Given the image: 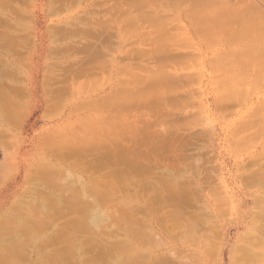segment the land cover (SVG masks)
Listing matches in <instances>:
<instances>
[{"label": "rangeland", "instance_id": "obj_1", "mask_svg": "<svg viewBox=\"0 0 264 264\" xmlns=\"http://www.w3.org/2000/svg\"><path fill=\"white\" fill-rule=\"evenodd\" d=\"M52 1H54V0H17V1L16 0H12V1L8 2L7 6L0 5V6H2V8L0 7L2 9V10L0 9L2 11V12L0 11V16H1L0 24L2 23V21L5 23V25H3L4 23L0 25L1 26L0 27V41H1L0 42V44H1L0 48L2 47L0 49V58L5 60L4 61L5 64L2 61H0L2 63V64L0 63V65H2L0 67V71H1L0 72V81H1L0 83L2 85V86L0 85V96L2 95L3 92H7V94L5 93L6 95L3 94L1 96L2 98L0 97V106H1V108H0V111H1V114H0V133H1L0 134V141H1L0 142V216L3 219H5V220H2V218L0 217L1 220L4 221V223L1 221V223H3V225L0 223L2 225L1 227H3V226L4 227L3 228L0 227V228L5 231L4 234H3V231H1L2 236L0 235V248L1 249H3L4 247L7 248L6 245L9 246L13 242L14 243H18V242H16L14 240L13 236L12 237L10 236V238H12V239L9 238V231H11L12 229L8 231V230H6V228L7 229H10L11 227L13 228L14 227L13 224L14 225L16 224L15 227H14V230H15L16 227L19 228L21 225L22 226L25 225L27 223V220H26L27 216L26 215H27V212H28L27 211L28 208H31V209H29V211L31 210L29 212V214L32 216L33 215L32 213L35 211V207L38 206L37 204H34L36 206H33L32 203H35V200L36 201H40V198H41L40 196L41 195L38 196V194H40V192H38V194H33V196L31 195L32 193H35V192H32L31 188H33L35 186L38 187V185H39V187L42 186L36 180V176L37 175L43 176L52 167H54V169H53L54 171L56 169L55 172H57L58 174L54 173L53 174L55 176L54 178L55 179L56 178L59 179V177H62V178H60L58 181L55 180L56 182H58V184L55 183V181H53L51 178L50 179L54 182L53 184H57L58 185L57 188H56L57 185L56 186L54 185V186L56 188V191L58 189L60 193L57 191L59 193L58 194L55 191V188L51 189V190L56 192V193L53 192V194H55L56 197H61V199L60 198L59 199L61 200V203L63 204L65 202L64 201L65 197L62 199L63 194L66 197H68L67 195H68V193H71V190H72L71 188H72L73 185H75V186H73V188L75 187V189H73V190L76 191V189H77L76 187H78V189H79V186L81 188V186H84L85 184L87 186L91 185V181H92L91 178L96 179L95 181H98V183H99L101 181V179L104 178L105 173L109 172L111 174L110 176H112L114 174L116 175L118 173L119 169L120 170H122V169L125 170L126 169V166L128 164V163H126V160L128 159L126 157V155H128V157H129V154H127V153H125V156L123 155L124 157H126V159H124L125 161L123 159H121L122 158L121 156L119 157L120 160H118V157L114 159L115 161L117 160L116 161L117 163H119V161H120V163L123 161L122 163H125L123 166H121L122 163H121V165L119 164L120 165L119 166L116 162L111 161L110 162L111 163V165H110L111 168L108 167L106 169L103 165H98L99 170L97 168V171H96V168L94 167L95 165H92L93 166V170H91L92 166H91V168H89L90 166L88 165V168H89L88 171L91 170L88 173V175H87V172H85V170H87V167H86L87 165H85V166L83 165L81 167L78 164V166L76 167L75 165H73L74 162L72 164H70V161L73 159V157L71 156V154L68 155V153L69 152L72 153V151L70 150L71 148L69 146H67L66 139L68 137H70V139L72 140L71 143L73 145V144H75L74 143L75 141H78L80 138L83 139V135L81 137V136H78L76 134L80 133L79 135H81V133L82 134L85 133L86 136H85V134H84V136L86 138H88L89 136H87V134H89L88 131H89L90 127L92 128L93 131H94V127H96V130L99 131V129L97 128L96 125L94 127L89 126L90 120L93 121L92 123H94V124L97 123L98 127L100 128V132L105 131V130H102V128H104L106 125H102L104 127L100 126V124H101L100 122H102V121L105 122V120H109L110 123H111V120H112L113 124L115 123L114 125H116V123L118 122L117 123L118 126L117 125L116 126L119 127L121 125L120 129L123 130V131H125V125L128 126L129 123H130V125H132V123H133V127L132 128H134L135 132L134 131L133 132L135 133V137L136 138L134 136L132 137L130 134H128L127 137L131 136L129 139L123 138L124 140H120V139H122L121 137H125V134H127V132L126 133L124 132L125 134L124 133L122 134L121 132L118 131L119 128L116 129V127H114L116 129V130H114L116 133L113 131L112 135H113V133H115V134L113 136L112 135L110 136L111 140H113L114 136L116 138L117 137L116 135H118L119 139L116 138L118 140H116L117 142L116 141H114V142L116 144H118L119 147L124 148L125 146L124 147L120 146L121 143H124L123 145H125L127 143L131 144L133 142V140L135 141V140L141 139L140 136L144 137L143 135H145V134L143 133L144 131L142 129H144L143 127L145 125L148 124V126H149V123H152V121L154 123L155 120H156L155 123L159 124V122H158L159 120L157 121V119L158 118L160 119V115H161V118H168V115H169V118H171L170 116H173L175 114V113H173V115H170V114H172V113H170V111H171V112L182 113L186 117V115H188V114L193 112L192 114H194L196 116V118H197V119L195 118L196 120L193 121V125H190L192 123L188 124L186 122V120H182V118L184 116L181 114L183 117L182 116H181L182 118L178 117V119L180 118L179 121L182 120L184 126L182 125L181 126L182 128L180 130V126H179V129H178L174 125V128L176 129L175 134L172 135L173 130L171 131L172 133H170L172 136L170 135L171 138H169V141L171 140L173 145L177 144L176 145L177 147L175 146L176 149H175V147H173L171 142L169 143V144L172 145V146L170 145L171 147L166 142L168 138L165 139L166 141L164 140V138L162 139L163 142L165 141L164 146H162V148H164L166 146V144H168L166 146L167 149L166 148H164V149L161 148L162 149L161 152H160L161 149H159V151H157L158 148H156V151L149 149V150L152 151V154L156 153L154 155H150V157L148 156L149 158L146 157V159L147 158L148 159H147V161H145L146 164H148V166L152 167V165H153V167H155V166L157 167V168H154V170H153V167L150 168L153 171V172L150 173L151 175L150 174L149 175H144L143 174L145 178L141 177V178H144L143 181H141L142 179L138 180V178H140V174H139L140 170H136L135 172H134L133 169L130 170L131 172H133L132 173L133 175L128 171L133 177L137 175L136 178L135 177L131 178V179H133V181L137 180V181H135V183L138 182L137 184H134V186H133L132 185L133 182H131L132 180L130 181L131 182V184H130L128 182L129 179L126 177V176H128V174H127L128 172H125V171H127L129 168L126 169L125 171L122 170L123 172H125L124 179L126 181L128 179V181L126 182L127 185L125 184V185L122 186V188L125 189V190L119 191L120 190L119 187L115 188L114 192L116 193L118 191L117 192L118 196L116 195L115 199L113 198V200L112 199L111 200L108 199L110 202H107L106 204L103 203L100 199L98 200V204L96 203L94 208H96L95 210H97V211L100 208L101 213H102V215H99L100 217H102L104 215L103 219L101 220V221H103V222H101V224L102 223L104 224V222L108 221L109 225H107L108 222L105 223V225H103V224L101 225L100 224V227H98L99 230L96 229V231H95V229L91 228L93 232L95 231L94 233L97 234V236H98V233H100L98 237L96 235H95L96 237H94L92 235L93 236L92 239L90 237H92L91 234H94V233H92L91 230H90V233L87 232V233H82L81 234V236L85 234L84 238L82 236V239L87 241L86 238L88 237L89 240L87 242H83L85 245L82 243L83 246L85 247V250L83 249L84 247L82 246V254L83 255H81V257H80L81 261L79 263L78 262L77 263L78 264H84V263L85 264H100L99 261H98V260H100V258L92 257V255L90 256V254L92 253L93 255L96 254V256H98V254L100 253L101 249H99V248L103 247V246L100 245L101 242L100 243L98 242L99 239H97V238L101 237L100 235H102V236L104 235L105 240L108 239V240L112 241L114 236H112V234L109 233V230L111 231V229L114 228L113 229L114 230L113 234L116 232L117 229L119 230V226L121 224L120 218H122V212H126L125 209L119 207L122 202H125L126 200L131 201V203H133V204H131V205H133V206H131V207H133V209L135 208L134 205L137 204L139 206V208L141 209L140 210L139 208H137V209H139L141 211V213L139 211V213L141 215L138 213V210H136L137 213H138V217L140 218L141 216L142 217L146 216L147 211H144L146 209H145V206H144L145 204H143V202L145 203V202L148 201L146 204H148L150 206H155V208L150 207L149 210L151 212L156 211V213L159 215V212H161L160 209H162L163 204H162V206L160 204H158V206H156L157 204L155 202L154 203H152V202L149 203V200L151 199L150 196H153V194H157L158 189H156V187H157L156 185L160 184V182L163 183V181L165 182L166 180H169V178H171L172 184L174 183L176 185H180V184H182V185L185 184L186 185V186L184 185L185 187H183V188L180 187V189L182 188L181 192L185 191L186 192V196L188 195L187 192H189V195L190 194L192 195V196L188 195V198L184 197V195H183L184 200H183V198L181 196L180 198H182V200H183V202L185 204L183 205L182 202H181L182 200H180L179 201V206L176 205L177 206L176 208H178L180 211H183V213L185 212L184 215L187 212H191L192 214L191 213H187L186 214V215H188V218H189V216L192 218L193 215L196 214L197 216H194L195 220L193 221L195 224H192V225L193 226L195 225L196 228L200 227V229L197 228L198 230L196 229L197 230V233H196L195 229H193L194 227L189 225L188 227H190V228L192 227L191 231H192V233H194V235H191L192 234L191 233L190 236H192V237H189V233H190L189 232L188 235L186 234L187 236L186 235L185 236H183V235L181 236L180 232H179V235L177 236L178 239H177L176 236L172 237L173 234L169 235L167 232H165L166 231L164 229L165 227H163L162 225L160 227L159 225L161 223L158 222V220L153 219L154 220L153 223L150 224V230H152L153 232L155 231V232L159 233L160 239L164 238V241H163L164 243H162V244H165V245H162V244L160 245V242H154L155 244H153V245L155 247H152L150 245V244H152V242H150L148 246L147 245H143V244L141 245L139 243V244L135 245V247H137V251H143L144 250V252L147 255H152V256H154V255L157 256L158 254L160 255L161 253H162V256L164 254H166V256L164 255V257H166L165 259L167 261H168L167 258L169 257L168 253H170V254L175 253L177 255V257L176 256H172L173 258L170 257V260L172 259V261L174 262L173 259L175 257L176 259L180 260L178 262L183 261V264H185V263L186 264H239L238 262L237 263L233 262V256H235V254L239 250L240 254L242 253L241 254V256H242L241 258H243V260H244L243 264L244 263L248 264V263L245 262L248 259L245 260L244 257L248 255V254L245 255L247 253L246 251H248L246 248H248V249L253 248V243H252L253 239L251 238L252 235H254V233H255V235L258 236L259 238L260 237H262V239L264 238V232H263L264 229H261L262 227H259L260 225H262L264 223V220L260 219V217H259L260 213L262 212L261 215H263V216H261V217L264 218V214H263L264 213V206H263L264 201L262 203V198H260L261 202H259V200L258 201L256 200L257 199L256 196L262 195V194L264 195V187L263 188L261 187V186H263L262 184L259 187L258 186L257 187H255V186L254 187H252V186L249 187V186L244 185V183H246L245 182V177L246 176L244 174L247 175V173L250 171L249 169L254 170L253 168H256V167L252 166L253 165L252 161L257 155L262 153L263 150H264L263 149L264 148V138H263L264 135H262V134H264V128H263L264 124L262 122H264V121L259 119L261 117V114H263V116H264V111H261V110H264L263 109L264 108V76H262V75L260 76L259 75V76L255 77L256 80L252 81L251 79H253V78H251L252 77V75H251V77H249L250 78V82L247 81L248 83L247 82L243 83L245 78H247L246 80H249V78L247 77L249 75L245 76V74L250 73L249 72L250 69L248 70V69L244 68V69H246V71L248 70V72L246 73V71H244L245 73L244 72L243 73H239V71L236 72L237 68L234 69L230 64L228 65L227 63H225V61H223L226 57L228 59L232 58V60L233 59L234 60L235 59H245L246 58L245 56H247V54L251 53V51L248 50V48L250 47V43L253 41V38H251V36H246V37H242V38L239 37V36H236V37L232 38L233 36L230 35L231 34L230 31L232 29H235V28L238 27V25L241 26L243 24V21H241V19H240L242 17H240L239 19H238V17L232 18L231 15H229V13L219 14L220 13L219 12L218 15H217V18H216V21H217L216 25L218 26V29L216 28V30L218 32L216 31L217 33H215V34H214V32H212L214 35L211 37L210 34H209V36L207 37L206 34L204 35V33L198 32L195 29V26H198V27L200 26V28H202V25H204V22L206 21L205 12L199 14L198 13L199 11H196L197 9H195L196 8L195 5H199L201 2L206 4V5H210L213 2V0H203V1H201V0H162L161 1L160 0L161 1L160 3H159V0L157 1L158 3L156 2V0L155 1H153V0H148L147 1L146 0L147 2H145V5H147V7H145V8L143 7V8L146 10L147 13L145 12V14L146 15L148 14V16H146L144 14L143 18L147 19V17H148V19H149V18H151V16H153V18H151V20L154 23L155 21H159L161 19H164L163 15H164V17H167L169 15L168 21L166 20L167 18H165L164 19L165 25L163 24L161 26L162 29L165 30L163 32L164 33L167 32L166 29H165L167 27V30L170 33H175L176 36H174V37H176V38H177V34L180 33V35H178L177 39L179 40V38H181V40L175 41V42H178V43H173V44L171 43L173 41V38L170 37L171 34L168 35V37L172 38V41H170L171 39L168 38L169 39L168 43H166L167 42L166 41L167 40L166 36H165V40H160V38H162V37L158 34L159 35V39L158 40H157V38L155 39V42L157 41L156 43L159 46L158 48L162 47V49H163L164 47H166L169 44V47H170L169 49H173L174 48V49H176V51H179V50L181 52L183 51L182 52L183 54L186 53V58L184 60H178V58L181 59L180 56H181L182 53L180 54V56L178 55L179 54L178 53L177 54L178 57H177L175 55L176 51H174V49H173L174 53L172 52L173 55L171 56V51L172 50L170 51V55H169V52L167 51L168 49L165 48L166 50L165 49H163V50H165V52H167L166 56L165 55L163 56V54L165 53L164 51H161V52L159 51L160 54L157 53L158 55H160V57L163 58V60H162V58L161 59L159 58V59L162 62H164V65H162L163 64L162 63L161 65L159 64L160 65L159 66L157 63H158V61L160 63V60H158V56H156L157 55L156 51L158 52V48L156 47L157 45L155 44V42L152 43L153 42L152 40H153V36H156V37L158 36L157 33H156L157 32L156 30L158 28H159V33H163L162 31L160 32V28H161L160 26L158 28H156L155 32L153 33L150 30L151 29L153 30V28L155 29L156 26L153 27V28H148V26H147L148 29H146V22L147 21H145V23H143V24L140 23V24H142L141 32L143 33L145 31L144 34H146V32L148 34V32L150 31L151 32L150 35L152 36V37L149 36L152 39V40L150 39V41H152V42L150 43V41H145V40H147L149 38L148 37V38L144 39V42H143L144 44L143 45L141 43L142 42L141 40H138L137 38H135V37L133 38L131 36L128 37L127 40H124L122 43H120L119 42L120 38H119V36H117L118 35L117 32L114 29H113L114 31L109 30V32L111 31L113 33L110 34L108 32L107 36L110 34L109 35L110 38H108V39L111 41L110 43L113 42L112 44L114 45V46L113 45L111 46V47H113V49L110 47L111 50H109V45H111V44L107 45L108 49H107V46H105L106 45L105 42L109 43L108 40L107 41L104 40L105 41L104 42L103 39H102L101 41L104 42L105 45L104 44H100L101 41H100L99 37H101V38L104 37L103 34L105 32V29L102 32V36L103 37L101 36V33H100V36H99V34L96 32V34H97V36L95 34V39L96 40L93 38L94 36H93L92 33H91L92 35H90L91 37L87 36V38H86V35L84 37L85 33L83 34V32L84 31L88 32V30H90V28L93 29L94 26L92 24H94L95 21L98 20L99 18H102L103 20H107V19L109 20V18H108L109 15L110 14L112 15L111 10L109 9V7L112 4V2L115 1V0H78L77 3H75L76 2L75 0H73V2H72V0L71 1H68V0H64V1L63 0H56L58 2H54V4L52 3ZM125 1L132 2V0H125ZM149 1H153V3L152 4H151V2L148 3ZM252 1L253 2L255 1L254 3H257L260 6V4L263 5V3H259V2H263L264 0H242V2L245 3V4L243 3L242 7H240L241 6V1H239V0H229L228 4H230L229 5L230 8H228L227 11L231 10L232 8L235 9L236 6L239 7V8H246L250 4L253 5ZM117 2H119V3L122 2L121 4H124V2L122 0H119ZM134 2H136V1H134ZM9 3H11L10 5H11L12 9L16 8L18 10V12L16 10L18 16L16 14H14L16 12L12 13V11H14V10H12L11 7H9L10 8V10H9V8H8ZM126 3H128V2H126ZM137 3H133V4H137ZM20 4H21V6H20ZM60 4L61 5L64 4V5L61 6L60 9H58V7H60ZM12 5H15V6H12ZM245 5H246V7H243ZM258 5H256V7H258ZM137 6L134 5V7H136L135 8L136 10H140V9L144 10L141 7L139 9H137ZM254 6H255V4H254ZM55 7L57 8V10L53 9ZM127 7H126V9H127ZM259 8H261V7H259ZM4 9L7 10L8 12L5 11ZM135 9L133 7L130 8V10H129L130 12L129 13H131L130 14L131 17L134 16V15L135 16L138 15V12L137 13H136V11L133 12V10H135ZM19 10H21V11H19ZM246 10L249 13V9H246ZM160 11H161V13L163 15H161L159 13ZM21 12H24V13H22L21 16L19 17V14ZM104 12H105V14H104ZM148 12H150V13H148ZM157 12L160 15L156 14ZM120 13H121V11H119V12L117 11L115 16H113V19H114V17L116 18L114 20H117V21L120 20V22H121V23L117 22V25L118 24H126V23L130 24V22H127V20H125L124 17L121 18V16H124L122 14H125V13H122L121 15H120ZM142 13H144V11ZM165 13H167V14H165ZM197 13L200 16H197L196 15ZM149 14H151V16H149ZM128 15L129 14H127V16ZM154 15L157 18H158V16H161V18L157 19V18H155ZM4 17H6V18H4ZM125 17H126V15H125ZM129 17L130 16H128L127 18H129ZM2 18H4V19L2 20ZM78 18H80V19H78ZM83 18H85L86 20L84 19L83 22H80V20H82ZM87 19H89V21L91 23L90 25L86 24L87 22H89V21H87ZM134 19H136V18H134ZM110 20H112V18ZM138 20L141 21L140 18H138ZM151 20H148V21H150V23H151L152 22ZM210 20H213V19H210ZM238 20H240V21H238ZM68 21L69 22L72 21V22H70L71 25L69 24ZM84 21H86V23ZM99 21L100 20H98V23H100ZM114 22L110 21L109 24H110L111 27L115 26ZM210 22H208V24ZM212 22H215V21H212ZM72 23L78 24V25H76V26H78V28L76 29V26H74V24H72ZM96 23H97V21H96ZM160 23H163V22H160ZM166 24H167V26H166ZM61 25L62 26L64 25V27L62 28ZM147 25H149L148 22H147ZM159 25H161V24H159ZM206 25H207V23L205 24V27H206ZM211 25H213V24H211ZM5 26H7V27H5ZM8 26H9V28H8ZM50 26H52L51 27L52 29L50 28ZM54 26H55V28H54ZM59 26H60V28H58ZM18 27H20V28H18ZM85 27H87V29ZM174 27H175V29H174ZM207 27L209 28V26H207ZM15 28H16V30L14 31ZM82 28H85L87 31L82 29ZM53 29H55L54 32H53ZM72 29L79 31L78 36L76 35V32L74 30H72ZM1 30H3V31L1 32ZM64 30L65 31L67 30V32H65ZM69 30H72L73 32L71 31L69 33ZM51 32H53L54 35H52ZM60 33L61 34L65 33V34L61 35ZM152 33L154 35H152ZM6 34H7V36L9 35L8 38H7ZM18 34L21 35L22 39L19 38ZM71 34H72V36H71ZM73 34H75L76 36L75 35L73 36ZM1 35H3V36H1ZM161 35L163 36L164 34H161ZM4 36H6V38ZM61 36L66 37V39L62 38ZM3 37L5 38L6 41L4 40ZM23 37L25 38V42H24V38ZM82 37H84V38H82ZM96 37H98L99 40ZM203 37L204 38L206 37L208 39H206V38L204 39ZM209 37H211V38H209ZM231 38H232V40H230ZM2 39H3V42H2ZM8 39H9V42L12 43V44H10V43L8 44L7 43ZM19 39H20V41H19ZM104 39H107V38L104 37ZM139 39H142V38H139ZM17 41L19 42L18 44H17ZM21 41H23V43ZM78 41H80V42H78ZM169 41H170V43H169ZM4 42H6V43L4 44ZM88 42L98 43L100 45L99 49L104 51V53L105 52L108 53V54H105V55H107V57L109 56L108 58L106 56L103 57L104 53H103V56L101 58L102 59L104 58L103 62H104V60L107 61L106 58L109 59V61H111L110 65H109L111 68L107 65V64H109V62L107 64L105 62L106 65H105L104 71H101L103 69V67L100 68V65H99L100 69L99 70L97 69V70L100 71V74L98 75V77H100V79L98 78L100 81L99 80L97 81V79H96L95 81H97V83L96 84L94 83L95 85L93 83H90V80H89L88 76H87L88 79H87L86 76L80 78L81 81L82 80H85V81L87 80L86 82L85 81L84 82L82 81L80 83L75 82V83H77L75 86H73V84L69 85V84H71V79L73 78L72 77V73L74 72V70H73L74 67L70 66L71 68H73L72 69L73 71L69 70L70 68L68 69L70 74H67L68 71L66 69L68 68V66L70 64L72 65V64H74V62L76 63V60H80L81 58L83 59L84 56H86V57L88 56V54H87L88 51H85V49L87 47L86 44H88V46H90V44ZM114 42H115V44H114ZM67 43L69 45H73L72 48H74V49H72V50H70V49L68 50L67 49L68 50L67 51L65 49V46H69V45H67ZM82 43L83 44L86 43L85 44L86 47H84L85 49L82 47V45H83ZM116 43H117V45H116ZM182 43H184V45H185L184 47H183ZM13 44H14V46H13ZM21 44L22 45L24 44V45L21 46ZM252 44H256V43L254 42ZM75 45L79 46V48L81 50L78 47H74ZM150 45L155 48V49L153 48V52L151 51L152 48H151ZM5 46H8V48L9 47L11 48V50L9 48L10 52L8 51L7 47H6L7 49L5 50ZM20 46L22 48H19ZM57 46H59V48ZM3 47H4V49H3ZM62 47H64V49ZM75 48L76 49L78 48L81 52L83 51L82 49H84L85 52L83 51V53H78L80 51L77 50V53L79 55H76L77 53L75 52L76 51ZM143 48H144V50H143ZM167 48H168V46H167ZM196 48H198V49L196 50ZM139 49H142L141 55L136 53V52H140V51H138ZM261 49H262V46H261ZM261 49L258 50L257 56H261V57L263 56L262 55L263 51ZM59 50H62V52H60ZM145 50L146 51L148 50L149 52L148 51L144 52ZM63 51H66V53H63ZM151 53H153V54H151ZM191 53H192V55H191ZM127 54H129V55H127ZM145 54H147V55H145ZM135 55H137V57ZM138 55H140V56H138ZM148 55H149V58H148ZM167 55L171 56L172 58L171 57L167 58ZM184 55H182L183 58L185 57ZM187 55H189V56H187ZM100 56H101V54H100ZM100 56H98V62L101 65H104L103 62L102 63L100 62V59H101ZM155 56L157 57L156 60H158L157 63H156V60H155ZM122 57H123V59L121 60ZM174 57L177 58V60H175ZM187 57L189 59L191 58V60L194 57V60L191 61ZM250 59L253 60V61L256 60V58L253 57L252 54L250 55ZM257 59H259V58H257ZM217 60L221 61L220 63L223 64V65L216 67V64H217L216 61ZM251 60L247 61V64H246L245 67H247L248 65L251 66L250 65V64H252ZM72 61H73V63H72ZM180 62H182V65L186 62L185 63L186 66L185 65L182 66L183 70H182L181 66H180L181 67L180 69H179V66H178V70L176 71V69H177L176 67L177 66H175V65H177V64L181 65ZM257 62H258V60L255 61V66H257ZM77 63H78V61H77ZM134 63L136 65H133ZM147 63H149L150 65L147 64ZM154 63H156V64H154ZM55 64H57V65L59 64V67L57 65L55 66ZM10 65H11V67H8ZM74 65H76V64H74ZM142 65H143L144 69L142 68ZM155 65H158V66H155ZM253 65L254 64H252V68H254ZM62 66H63V68L65 66H67V68L65 70H61ZM128 66H129V71L130 72L132 71L136 75L139 74V76L138 75L136 76L137 78L136 77L131 78L133 76V73L131 72V75L129 74L130 72L128 71ZM134 66H136L134 68L135 70H133ZM145 66H147V67H145ZM165 66L168 67V68H166ZM184 66H185V68L187 67V69H184ZM56 67H58V68H56ZM97 67H98V65H97ZM156 67L158 69L163 68L165 71H167L165 74H168V72H169V74H171L170 72H172L173 73V74H171L172 75L171 76L172 80H173V78L175 79L177 74H179V75L183 74L182 78L179 76L181 78V80H184V78L186 77L185 75L189 76V80H188V78H185V80H188L189 82L185 81V80L181 81L178 77H176L177 79H175V80H178V81L180 80L179 82L176 81L177 82L176 84L178 85V83L181 82L180 83L181 85L180 84L178 85L180 88L175 86L176 85L174 83L175 80H173V83H172V84H175V85L173 86L171 84L174 88H172V93L169 92L170 95L171 94L173 95L174 89H176V88H177L176 89L177 92L176 91L175 92L177 94H181V95L183 94L182 96H177L179 101H177V102L175 101V102L178 105H176L175 102L174 103H165L163 101L162 102L156 101V103H157L156 104L153 101V102H148L146 104H142V106L138 105V106L133 107L132 108L133 109L132 112H131L132 109H130V108L127 111H126V109L123 110L124 108L122 109V107H121L122 105H120L121 109L119 108V105H118V108L115 109L116 107L113 106L114 104L108 103V102H107L108 104L107 103H105V104H106V106L109 105L110 107L107 106L109 108L104 106V103H102V104L96 103L98 105H96V104L94 105V102H96V100H98V99L99 100H101V99L103 100V98H104V100L106 101L107 96L111 97V95H113L116 98V96L118 95L117 97H122L123 93L121 94L119 92V90L121 88H123L125 90V94L129 93L127 89H129L132 92L130 94H133L135 92L134 91L135 89H141L143 86H148L147 84L145 85V83L148 82V80H151V77L149 75L150 73L148 74V72L150 70H152V73L153 72L154 73L157 72V73L160 74L161 70L163 71V69H160V70L156 71L155 70ZM136 68H138V69H136ZM148 68H150L149 71H148ZM173 68H174V70H173ZM122 69L125 70L126 72L122 71ZM226 69H228L231 72H234V74H240V75L243 74L245 77L242 75L244 77V80L241 79V82L242 81L243 82L239 83V85L241 87H239V86L238 87L240 89L242 88V90L238 89V91L240 90L239 92L237 91L238 96L236 94V91H233V92H235L234 95L237 96V97L234 96V99H236L237 101H232L230 103V105H228L229 108L228 107L227 108L229 110H227V108H226V110H222V109H220V104H219V101H218L220 96H221V98H225V97H223V95H226L227 93L229 94L232 91L231 90L230 92H227V89L224 90L227 87L228 91H229V88L231 87V86L229 87V85L226 86V84L229 82V80L226 79L227 77L224 75V72H223ZM55 70H57V71H55ZM97 70H96V72H94V74L95 73H99ZM62 71H63V73L65 72L68 75L69 79L67 80L68 77L66 78L67 81H65V79H62L65 82L62 81L63 82V87L60 88L62 83H59L57 80H61L59 78H61L63 75L62 76H56V74L57 75H58V73L62 74ZM175 72H176V74H174ZM53 73H54V75H53ZM84 73H86V72H84ZM189 73L191 74V76L188 75ZM261 73H262V71H261ZM66 74H64V75L66 76ZM169 74H168V76H169ZM4 75H6V76H4ZM86 75H88V73H86ZM143 75H144V77H145V75L147 77L144 78ZM148 75H149V77H148ZM161 75H164V74L161 73ZM193 75H194V77H193ZM140 76H142V78H140ZM53 77L57 78L56 81H55V79ZM138 77H139V79H138ZM166 77H167L166 75H165V78L163 76L164 79L161 77L162 80H165V81L161 82V83H163V87L165 89H167L168 86L169 87L171 86L170 84H168V81L170 80V76H169V80H167V81H166V79L168 77L167 78ZM262 77H263V79H262ZM62 78H64V76ZM161 78H160V81H161ZM191 78H192V80H191ZM119 80H121V81H119ZM2 81H5V83H3ZM53 81H55V82L53 83ZM6 82L10 86H8L6 84ZM68 82H69V84H68ZM127 82H128V84H127ZM149 82L152 83L151 81H149ZM149 82H148V84L150 86ZM82 83L84 85H83V88L81 89L80 86H82ZM4 84H6V85H4ZM183 84H185L184 86H186V87H181V86H183ZM188 85H189L190 89L187 87ZM67 86H70L71 89H70V87L67 88ZM2 87H6L7 89L4 88V91H2ZM64 87L66 89H68V90H66ZM117 87L118 88L120 87V89H118V91H117ZM148 87H146V88H148ZM57 88L60 89V91L62 90V92H60L59 90H58L59 93L56 92ZM182 88L186 89L185 92L187 91V89H189L187 91V93H189V94H186L185 92H183L184 90ZM233 88L234 87H232V89ZM153 89H155L154 86L151 87V89L148 88V90H152V91H153ZM180 89H182L183 91L180 90ZM246 89L247 90L249 89L250 91L245 93L243 90H246ZM65 90H66V92H65ZM223 90L226 91L227 93L223 94ZM120 91L122 92V89ZM126 91H127V93H126ZM178 91H179V93H178ZM111 92H114V93H111ZM175 92H174V95L176 96L177 94H175ZM240 92H242L244 94H241ZM119 94H121L122 96H119ZM184 95L186 96V99L191 97L189 99L191 101H189L188 99L186 100L184 98L185 97ZM8 96H9L10 100L8 99ZM53 96H56V97H54L56 100L53 98ZM105 97H106V99H105ZM6 98L10 102L9 106L6 105V103L8 102L6 100ZM229 99L232 100L231 98H229ZM3 100L4 101L6 100L7 102L5 101L6 102L5 103V102H3ZM182 100H183V102H182ZM89 101H92V102H89ZM101 101H99V102H101ZM83 102L86 103V104H88V102L92 103V104H90L91 106L88 105L89 107H85V105L84 106L82 105ZM151 104H153L152 107H151ZM161 105H162V107H161ZM98 107H101V108H98ZM157 110H160V111H157ZM178 110H179V112H178ZM167 111H169V112H168L167 116H165V112L167 113ZM187 111H188V113H187ZM177 113L175 115H178ZM254 113H256V114L254 115ZM258 113L260 114V117H259ZM252 114H253V116H252ZM175 115H174V117H175ZM178 116H180V114ZM254 116H256V117H254ZM146 117H149L148 120L150 119L151 121L149 120L150 122L149 121L146 122V120H147ZM185 117L183 119H185ZM153 118H154V120H153ZM99 119H101L102 121L99 120ZM94 120H95L96 123L94 122ZM170 120H172V121L174 120L173 122H175V124H176V122H178V120L174 119V118L170 119ZM170 120L169 121L167 120V121L172 124V121H170ZM175 120H177V121H175ZM247 120L248 121L252 120L254 123L251 121L250 122L251 124L249 126V124L245 123V122H247ZM259 120H260V122H259ZM167 121H165V122H167ZM242 121H243V123H242ZM120 122H121V124H120ZM126 122L127 123L129 122V123L126 124ZM182 122H180V123H182ZM122 123H123V125H122ZM153 123L151 125H152V128L154 127V130L157 131L158 129H161V130L163 129V127H161V128L158 127L157 128V125L153 126ZM241 123H242V125L245 123L244 124L245 127H249L250 130L248 128H245V127L241 126L240 125ZM259 123H261V124H259ZM94 124H92V125H94ZM160 124H161V122H160ZM160 124H159V126H161ZM165 124H167V123H165ZM177 124H179V122ZM142 125H144V126H142ZM172 126H173V124L171 125V129L173 128ZM238 126H239L240 129L238 128ZM129 128H131V127H129ZM152 128H151V130H152ZM105 129L107 130V126L105 127ZM140 129L143 132L139 133V131H141ZM148 129L150 131V127ZM136 130H138V131L136 132ZM239 130H241V131L238 132ZM93 131H92V133H93ZM168 132H170V131H168ZM3 133H5V134H3ZM106 133H108V132H106ZM188 133L189 134L191 133V135L193 133L195 134V136L193 135L194 137H192L193 139L190 137L191 135L189 136ZM240 133L242 134V136H241ZM257 133H259V134H257ZM101 134H103V135H101ZM101 134L100 135L102 137L100 138V136L97 134V131H96V133L94 131L93 136L91 135L92 137L91 136L90 137L94 138V139L96 138L99 141L104 140L105 143L108 142V145H107L108 147L107 148L111 147V149H112L113 148L112 146L114 144L111 145L110 142H109V141H111V140H109L110 139L109 136H108L109 133L107 135L104 132L101 133ZM179 134H180V136H178ZM185 134L186 135L188 134V136L191 139L189 141L190 142L192 141L193 143L192 142L191 143L188 142V144H186L187 147L185 146L183 148V149L186 148L185 149L186 151L182 149L183 151L179 152L181 150L180 148H182L184 145L182 146V143L180 145L178 143V139L179 138L181 139L183 136H185ZM119 135H120V137H119ZM50 136H52V137H50ZM63 136H65L66 138L64 137L65 139L63 138L62 141L65 140L66 143H65V141L61 143L60 139H62L61 137H63ZM104 136L105 137L107 136L108 140L104 139L105 138ZM173 136H174L175 140L179 137L177 139V143L174 142L175 140L172 139ZM54 137H56V138H54ZM175 137H177V138H175ZM137 138H139V139H137ZM50 139H51V142L53 143L52 145L49 142H46V140L49 141ZM70 139H69V141H71ZM195 139H196V141H195ZM119 140L121 142H119ZM6 141H7V143H6ZM125 141H127V143ZM156 141L153 140V142H156ZM199 141H201V142H199ZM57 142H58V144L61 143V146L56 144ZM111 142H113V141H111ZM46 143H47V145H46ZM102 143H103V141H102ZM159 143L160 142H156L155 145H157V144L159 145ZM161 144H162V142L160 143V146H161ZM178 144L180 146H178ZM48 145H50V149L48 148ZM55 145L58 146L59 150L56 147V149H57L56 151L58 153H54L53 149L51 150V147H53ZM62 145H63V147L67 146L68 148H70V149H68L67 147H65V148H67L69 150V152L68 151L67 152H63V153H66L69 156L67 158H65L66 155L64 157V154H61L62 156H60V157L58 156V154H60L62 152L61 149H63L64 151L67 150V149L63 148ZM118 145H116L117 148L114 145L115 151H116V149H119ZM189 145H190V147L192 149L189 148ZM168 147H170V150H169ZM47 148L49 149L50 152L48 151ZM102 148L103 147H101V149H98V150L99 151L101 150V151H103L102 153H105L107 150L105 148H103L104 150H102ZM135 148H136V150L138 148L137 151L140 152L139 148H142V147H135ZM171 148L173 150H177V153H179V158L177 156H174V155H177V153L175 154L174 153L175 151L171 152ZM193 148H196V149H193ZM178 149H180V150L178 151ZM187 149H190V151L188 150L189 151L188 152ZM54 150H55V148H54ZM75 150L73 149V154L72 155H74V151ZM165 150L170 151V153L172 155L170 153L168 154V152H166ZM51 151H53L52 152L53 154L51 153ZM99 151H98V153H100ZM120 151H122V150H120ZM93 153H96V152L94 151ZM98 153H96L97 158L99 156V159H97V161H99V163H100L101 162L100 160H102L103 157L98 155ZM148 153H150V152H148ZM181 153H182V155H181ZM184 153H189V155H192V156H190L191 158H193V155H194L196 160H198L196 158V155H197L198 158H200V156H201V158H200L201 162L199 160H198V162L194 161L195 160L194 158H193L194 162L190 161L191 166L192 167L194 166L193 168L197 169L196 172H198V173H196V175L194 174L195 170L192 169V168H191L192 170H190L191 166L188 167L190 165V164L188 165V161L189 160L183 161L184 160V158H183L184 157L183 156ZM192 153H194V154H192ZM118 154H120V153H118ZM160 154H162V156L164 154L166 155V157L164 156L165 157L164 161H161L163 159L159 160V158L161 157ZM55 155L58 156V157H54ZM168 155H170L169 156L170 158H168ZM94 156H95V154H94ZM173 156L178 158L179 160L177 159L175 161L176 158L174 159ZM140 157L141 158H138V159H142V156H140ZM152 157H153L154 160H155V158L156 159L158 158L157 159L158 161L156 160L158 163H152L153 162L152 161L153 160ZM112 158H114V157H112ZM171 158L174 160V162H177L179 166L177 165V163L174 164V162L171 161ZM149 159L150 160L152 159L151 160L152 162H150V161L148 162ZM169 159H170L171 162L169 161ZM203 159L204 160L206 159L207 161H202ZM110 160H112V159H110ZM110 160L105 161L104 163L106 164V162H108V165H109V161ZM190 160H192V159H190ZM156 161H154V162H156ZM102 162H103V160H102ZM140 162L145 163L142 160L138 161V163H140ZM202 162H203V164H201ZM47 163H51L52 165L51 166H47ZM168 163H170V164H168ZM183 163H184V165H183ZM186 163H187V167L185 166ZM97 164H98V162H97ZM112 164L115 165V166H113ZM196 164L198 165L197 167H196ZM263 164H264V161H263ZM71 165L74 166V167H72ZM175 165H177V166H175ZM203 165L207 166L208 168L207 167H202ZM101 166H103V167H101ZM162 166H164V167H162ZM55 167H57V168H55ZM85 167H86V169H85ZM122 167H124L125 169L122 168ZM161 167L163 168V170H162ZM251 167H253V168H251ZM80 168H83L84 171H83V169L80 170ZM116 168H117V170H114V172H113V169H116ZM147 168H149V167H147ZM173 168L175 170H177V171H175ZM181 168L183 170H181ZM59 169L61 170L60 171L61 173L59 172ZM169 169L170 170L172 169V170L170 171ZM188 169H189V172H188ZM205 169H207V171H204ZM107 170H109V171H107ZM111 170H112V172H110ZM155 170H157V171H155ZM179 170H181V171L178 172ZM93 171H95V172H93ZM137 171H139V172H137ZM149 171H151V170H148V173H149ZM159 171H160V173H159ZM181 172H182L183 175L181 174ZM192 172H194V173H192ZM208 172H210L211 176L207 175ZM103 173H104V175H103ZM157 173H159V174L157 175ZM130 174H129V176H130ZM160 174H161V176H159ZM58 175H59V177H57ZM79 175L81 176V178L79 177ZM141 175H142V173H141ZM243 175H244V177H243ZM110 176H109V174H106V176H105L106 178L105 179H107V177H110ZM118 176H120V175H118ZM147 176L150 179L149 180L150 182H152V180H155L157 183L155 182L156 183L155 184V183L152 182V184L150 185L151 187H150L148 185L150 182L148 181ZM204 176H206L205 177L206 179L204 178ZM51 177L53 178V176H51ZM77 177H78V179H77ZM115 177H117V176H115ZM115 177H113V178H115ZM156 177H158L159 179H161V178L162 179L159 181L158 178L156 180ZM207 177H209V180H208ZM63 178H66L67 180L65 181ZM201 178H203L204 181ZM105 179H102V180H105ZM117 179L116 180L118 182V181H120L123 178L120 179V177L119 178L117 177ZM145 179H147V182H149L147 184V186H148L147 188H148L149 192H154V193L145 192V191H148V190H145L146 189V187H145L146 185H144V181H146ZM241 179L244 180V182ZM74 181H76V182H74ZM60 182H62V184ZM72 182L75 183V184H73ZM79 182L80 183L82 182L83 184L81 185ZM120 182H118L117 185ZM169 182H171V181H169ZM217 182H218V184H217ZM206 183H207L208 186L205 185ZM60 184L62 186H60ZM76 184H79V185L76 186ZM100 184L101 183H99L98 186ZM163 184L166 185L165 183H163ZM192 184H194V185H192ZM210 184H212V185H210ZM101 185L99 187L103 186V185L102 186ZM153 185L156 186V187L154 188ZM51 186H53V185H51ZM135 186L137 188H135ZM216 186H217V188H215ZM220 186H222V187L217 191L216 189H218ZM46 187H49V186H46ZM120 187H121V184H120ZM149 187L151 189H149ZM139 188H140V190H139ZM152 188L157 190V191L153 190ZM63 189H65V190L63 191ZM125 191H127V192H125ZM219 191L221 193H219V195H218L217 193ZM63 192H65V193H63ZM123 194H124V196H123ZM144 194L146 195V197L149 194L150 195H149L148 198L145 199L144 198L145 197ZM183 194H184V192H183ZM28 195H29V197H28ZM142 195H143V197H141ZM198 195H200V197ZM92 197L93 196L91 195V197H90L91 201L93 200ZM124 197L129 198V199H126V198L124 199ZM212 197H214V198H212ZM133 198L135 200H133ZM147 199H149V200H147ZM32 200H33V202L31 203ZM141 200L143 202H141ZM221 200H222V202H221ZM28 201H29V203H28ZM99 201H101L102 203L99 202ZM189 201H191L193 204H191ZM186 202L187 203L189 202L190 204H187ZM219 202H220V205L218 207ZM258 202H259V204H258ZM260 203H262V205ZM27 204L28 205L30 204V205L28 206ZM171 204H172V202H171ZM176 204H178V202H176ZM63 205H65V204H63ZM63 205H61V206H63ZM98 205H100V206H98ZM169 205L170 204H168V206ZM185 205H187V206H185ZM190 205H192V207ZM257 205H259V206H257ZM160 206H161V208H159ZM174 206L175 205H173V207ZM173 207H171V205H170L169 207H166V208H169L170 211H173V209H172ZM181 207H182V209H181ZM64 208H62V209H64ZM164 208H165V206L163 207V209ZM258 208L261 209V212H260V210ZM32 210H34V211H32ZM36 210H37V208H36ZM165 210L166 209H164V212H165ZM169 210H167V211L170 214ZM253 210H255V212L256 211L257 212L255 213V212H253ZM258 212H259V214H258ZM35 213H37V212H35ZM137 213H136V215H137ZM154 213H152V214H154ZM156 213L154 214V217H155ZM201 213H202L203 216L206 215L209 218L208 217H204L205 218L204 219L203 216L201 215ZM205 213H208V215L205 214ZM254 213L256 214V218H255V214ZM21 214H22L23 217L26 218L25 219V218L22 217L25 220H22L21 217H17V215L21 216ZM72 214L70 216H72ZM198 214H199V216H198ZM6 215L9 216V217L6 218L7 217ZM76 215H79V213L76 214ZM85 215L88 216L87 213ZM161 215L162 214L160 213L159 217ZM165 215H163V216H165ZM10 216H12V217H10ZM67 216H69V213L67 214ZM89 217L90 216H88L86 218L87 221H88ZM109 217H111L112 219H109ZM13 218L16 219V222L12 221ZM57 218L60 219L59 222H58L59 219H57ZM61 218L62 217L57 216L56 217V221L55 222L53 221V223H52L53 225H56V226H52V224H51V228H49V226L46 227L49 230H47L46 228H45V231L43 230L45 234L41 233V232H38L37 234H39V235H34V237H31L32 235H30V234L28 235L29 236L28 237L27 236L28 233H26L27 230L24 231L23 228H22V231H24L23 232L24 236L21 235V237H23V239L25 238L27 240V242L30 243V244L32 243L33 240H35V242H33L34 246L31 247L30 244L27 243V245H26L24 243L26 240L22 239L24 241L23 243L25 245L24 248L22 247L23 248V253L22 254H24L23 256L26 257V259H25V257H24V259L22 258L24 264H32V261L36 257V250L37 249L38 250H43V249H45L47 247L48 248V249L46 248L47 250L41 251L42 254L43 253L46 254V253L51 252L53 250L54 251H58V249H60V248L57 247L56 250H55V248L53 246L54 244H58V242L57 243H53V244L50 242V245L48 244V246H47V244H46V247H44V248L42 246H40L39 244L40 243L43 244L44 241L47 238H49V235L51 236L52 231L56 230L55 228H57L58 225H59V228H60L61 224H62V226H64L65 221H66L64 219L65 217L63 216V218L62 219ZM196 218H200L201 221L199 219H196ZM251 218L254 219V220L251 221ZM19 219H21V220H19ZM144 219L146 221V218H144ZM255 219H257V222L255 221ZM259 219H260L261 222L259 221ZM111 220L113 222H111ZM202 220H204L205 222L202 221ZM17 221H19V222H17ZM183 221H184V219H183ZM206 221H208V222H206ZM250 221L253 222V223H251ZM8 222H10V224H8ZM24 222H25V224H24ZM60 222H64V224L60 223ZM199 222L202 223V225ZM203 222H204V224L208 223V227H207L206 224L204 226ZM11 223H12V225H11ZM17 223H20L21 225L18 224L20 226H17ZM110 223H113V224H110ZM256 223H258V224H256ZM6 224H8V226H10V228H8V226ZM196 224H198V225L196 226ZM29 225H30V227L32 225L35 226V223L34 224L29 223ZM211 225H212V227H211ZM109 226H110V228H108ZM116 226H118L117 229H116ZM202 226H204V227H202ZM90 227H92V226H90ZM120 227H122V224H121ZM209 227H211L213 230H215V228H216V230H215L216 231V233H215L216 236L214 235L213 230L210 229ZM100 228H101V230H100ZM205 228L206 229L208 228L209 231L212 230V232H210L211 234L208 233L209 231L205 230ZM26 229H27V227H26ZM201 229H203L204 232ZM16 230H18V229L16 228ZM19 230L21 231L20 228H19ZM251 230L258 231L257 234L261 233L262 236L257 235L256 232H253V231H252L253 234L250 233L251 236H250V234L248 236V233L251 232ZM15 231H13V232H15ZM46 231H48V233H46ZM6 232H7L8 235H6ZM21 232H20V234H21ZM117 232L115 234H117ZM119 232H120V230H119ZM204 233H205V236H206V234H207V236H209L208 240L210 239L211 241H214V242L211 243L210 240H209V242H210V246L209 247H212V248L215 247L214 248L215 250L211 248L214 251L210 250L209 254L206 252L207 250L204 251V246L202 244V242H204L202 240L204 238ZM89 234H90V236H86V235H89ZM176 234H178V233H176ZM208 234H210V235H208ZM10 235H13V234H10ZM118 236H119V238H123L124 234H123V237H120V235H118ZM201 236H203V238ZM78 237L79 238H77V239L80 241L81 240L80 235H78ZM109 237L110 238L113 237V238L110 239ZM217 237H219V239L216 240ZM249 237L252 240L249 239ZM95 238L97 239V241H95L96 240ZM196 238H197V240H196ZM103 239H101V240H103ZM116 239L118 240L117 237H115L113 240L115 241ZM4 240H6V241H4ZM61 240H63V239H61ZM84 240H81V241H84ZM198 240H200V241H198ZM256 240L257 239L255 238V241ZM9 241H11V242H9ZM165 241H166V243H165ZM2 242H4L6 245L5 246L2 245L1 244ZM55 242H56V240H55ZM95 242H96V244H95ZM106 242H109V241L106 240ZM59 243H61V241ZM110 243H112V242H110ZM242 244L244 246H242ZM38 245L40 247H42V249H39ZM248 245H249L250 248L248 247ZM57 246L61 247L60 244L57 245ZM260 246H261V244H260ZM243 247L244 248L246 247V248L244 249ZM147 248H149V249L147 251H145V249H147ZM235 248L237 250L236 252H235ZM256 248L257 247H255V250L258 251V254L255 251L254 255L255 256L258 255L257 258L259 260L262 257V259L264 261V252H262V250L264 248L261 249V247H259L261 250L260 249L257 250ZM87 249L90 251V253H89V251H86ZM97 249H98V252H97ZM209 249L210 248H208V250ZM29 250L31 251V253H30ZM233 250H234V252H232ZM243 250H245V251H243ZM83 251H85V253ZM112 252H113V250H112ZM260 252H261L262 255L260 254ZM167 254H168V257H167ZM238 254H239V252L236 255H238ZM87 255H88L89 258L92 257L91 259L92 260L94 259V260L93 261L87 260L88 259L86 257ZM21 257H22V255H21ZM103 257L104 256H102V258H101L103 260V261L101 260V262H104L103 264H106L107 263L106 257H104V258ZM27 258H28V260H27ZM96 258H97V260H95ZM245 258H249V256L245 257ZM142 259H141V257L139 258V260H142ZM83 260H85V261H83ZM25 261L29 262V263H26ZM137 261H138V259H137ZM184 261H186V262H184ZM138 262L140 263V261H138ZM178 262H176V263H178ZM23 263H21V264H23ZM241 263H242V261H241ZM249 263H252V262H249ZM262 263H264V262H261L260 264H262ZM180 264H182V263H180Z\"/></svg>", "mask_w": 264, "mask_h": 264}, {"label": "bare ground", "instance_id": "obj_2", "mask_svg": "<svg viewBox=\"0 0 264 264\" xmlns=\"http://www.w3.org/2000/svg\"><path fill=\"white\" fill-rule=\"evenodd\" d=\"M9 1H12V0H9ZM8 0H0V5H2V6H7L8 5V2H9ZM17 1V0H16ZM64 1V0H63ZM68 1H71V0H68ZM76 2L75 3H77V1L78 0H75ZM117 1H119V0H117ZM116 0L115 1H113L112 2V4L110 5V7H109V9L111 10V13H112V15L110 14L109 15V20L107 19V20H103L102 18H99L98 20H100L99 22L100 23H98V20H96L97 21V23H96V21H95V23L94 24H92L94 27H93V29H91L90 28V30H88V32H83V34H84V37H85V35H86V38H87V36L88 37H91L90 35H92L93 34V38L95 39V34H96V32L99 34V36H100V33H101V36H102V32H103V30L105 29V32H104V34H103V36L105 37V38H107V39H104V37L103 38H101V37H99L100 38V41L103 39V41L104 40H108L109 41V43L108 42H105V44H104V42H100V44H104L105 46H107L108 44H111V45H109V50H111L110 49V47L113 45L112 43H110L111 41L108 39V38H110V34L111 33H113V32H111V31H116L117 32V36H119V38H120V43H122L124 40H127V38L128 37H135V38H137L138 40H141L142 42V45L144 44L143 42H144V39H146V38H148L149 36L150 37H152L151 35H150V33L151 32H155V30H156V28H158L159 26L161 27L163 24L165 25V21H164V19L165 18H167L166 20L168 21V19H169V15L167 16V17H164V15L161 13V11L159 12L161 15H163V18L164 19H161V20H159V21H155L154 23H153V21L151 20V18H153V16H151V14H149V16H151V18H149L148 19V17H147V19L146 18H143V16H144V14H145V12H146V10L144 9L145 7H147V5H145V2H147L146 0H132V2H130V1H125V0H122L123 2H124V4H121V3H119V2H117ZM134 1H136V2H134ZM153 1H155V0H153ZM153 1H149L148 3H150L151 2V4L153 3ZM158 0H156V2H157ZM162 1V0H161ZM160 0H159V3L161 2ZM201 1H203V0H201ZM239 1H241V6L240 7H242V5H243V3L244 2H242V0H239ZM54 2H58V1H56V0H54V1H52V3L54 4ZM60 2V1H59ZM66 2V1H65ZM72 2H73V0H72ZM71 2V3H72ZM126 2H128V3H126ZM130 2V3H129ZM138 2V3H137ZM228 2H229V0H213V2L210 4V5H206V4H204V3H200L199 5H195L196 6V8L195 9H197L196 11H199L198 13L200 14V13H203V12H205V18H206V23H207V25H206V27L207 26H209V28L207 27H205V22H204V25H202V28H200V26L198 27V26H195V29L198 31V32H201V33H204V35L206 34L207 35V37L209 36V34H210V36L212 37L215 33H217L218 31L216 30V28L218 29V26L216 25L217 24V21H216V18H217V15H218V13L219 14H225V13H229V15H231V17L232 18H235V17H238V19L240 18V17H242V18H240L241 19V21H243V24L241 25V26H239L238 25V27L237 28H235V29H232L231 31H230V35H232L231 37L232 38H234V37H236V36H239V37H246V36H251V38H253V41L250 43V47L248 48V50H250L251 51V53L250 54H247V56H245L246 58L245 59H233L232 60V58H230V59H228L227 57L223 60V61H225V63H227L228 65L230 64L234 69H236L237 68V70H236V72H238L239 71V73H243L244 71H246V69H250L249 70V72L250 73H247L248 72V70L246 71V73L247 74H245V76H247V75H249V76H247L248 78L249 77H251V75H252V77L251 78H253V79H251L252 81L253 80H256V78L255 77H257V76H264V1L263 2H259V3H263V5L262 4H260V6L257 4V3H254L253 1V5H249V6H247L246 7V5L245 6H243V7H246V8H239V7H235V9L234 8H232L231 10H229V11H227L228 10V8H230L229 7V5L230 4H228ZM67 3V2H66ZM70 3V4H71ZM133 3H137V4H133ZM158 3V2H157ZM11 3H9V6H8V8L9 7H11V5H10ZM245 4V3H244ZM254 4H255V6H254ZM64 5V4H63ZM63 5H61L60 4V7H58V9H60L61 8V6H63ZM131 7H133L134 9L136 8V7H134V5H138L137 6V9H139L140 7L142 8V9H144V10H133V12H135L136 11V13L138 12V15L137 16H132L131 17V13H129L130 11V6ZM149 5V4H148ZM256 5H258V7H256ZM2 6H0L1 8H2ZM12 6H15V5H12ZM20 6H21V4H20ZM67 6V5H66ZM128 6V7H127ZM126 7H127V9H126ZM130 7V8H129ZM144 7V8H143ZM259 7H261V8H259ZM0 8V9H1ZM11 9H12V7H11ZM53 9H56L57 10V8L55 7V8H53ZM52 9V10H53ZM246 9H249V13L247 12V10ZM2 10V9H1ZM0 10V11H1ZM5 10V9H4ZM9 10H10V8H9ZM12 10H14V11H12ZM11 11H12V13L13 12H16V8L15 9H12ZM51 10V11H52ZM5 11H7V10H5ZM19 11H21V10H19ZM55 11V10H54ZM117 11L119 12V11H121V13H120V15L122 14V13H125V14H122V15H124V16H121V18H125V20H127V22H130V24H118L117 25V22H120V20H114V19H116L115 17H114V19H113V16H115V14L117 13ZM140 11V12H139ZM144 11V13H142V12ZM149 11V10H148ZM152 11V10H151ZM150 11V12H151ZM2 12V11H1ZM8 12V11H7ZM10 12V11H9ZM17 12H18V10H17ZM17 12L16 13H14V14H16L17 16H18V14H17ZM103 12V11H102ZM150 12H148V13H150ZM22 13H24V12H21L20 14H19V17L21 16V14ZM52 13V12H51ZM142 13V14H141ZM147 13V12H146ZM154 13V12H153ZM196 14L197 16H200L199 14ZM104 14H105V12H104ZM127 14H129L128 16H130L129 18H127L128 16H127ZM133 14V13H132ZM141 14V15H140ZM156 14H158V12L156 13ZM160 14H158V15H160ZM165 14H167V13H165ZM125 15H126V17H125ZM140 15V16H139ZM146 15V14H145ZM157 15V16H158ZM214 15V16H213ZM242 15V16H241ZM146 16H148V14L146 15ZM145 16V17H146ZM155 16V15H154ZM140 18V20L141 21H139L138 20V18ZM0 18H1V16H0ZM4 18H6V17H4ZM4 18H2V20L4 19ZM112 18V20H110ZM134 18H136V19H134ZM143 18V19H142ZM155 18H157L156 16H155ZM154 18V19H155ZM159 18H161V16H158V18L157 19H159ZM78 19H80V18H78ZM85 18H83L82 20H80V22H83V20H84ZM146 19V20H145ZM210 19H213V20H210ZM6 20V19H5ZM20 20V19H19ZM69 20V19H68ZM86 20V19H85ZM139 22H137V21ZM148 20H151L152 22L150 23V21H148ZM11 21V20H10ZM87 21H89V19H87ZM110 21H115L114 23H115V26H110ZM145 21H147L148 22V24L149 25H147V22H146V29H148V28H153V27H155V29L153 28V30L151 29L149 32H148V34H147V32H146V34H144L145 33V31L142 33L141 32V29H142V24L143 23H145ZM166 21V22H167ZM173 21V20H172ZM210 22L209 24H208V22ZM212 21H215V22H212ZM238 21H240V20H238ZM69 22V21H68ZM70 22H72V21H70ZM70 22H69V24H70ZM85 23H86V21H84ZM92 22V21H91ZM158 22V23H157ZM160 22H163V23H160ZM4 22L2 21V23L1 24H3ZM13 23V22H12ZM67 23V22H66ZM121 23V22H120ZM140 23H142V24H140ZM0 24V25H1ZM72 24H74V23H72ZM86 24H91L90 23V21L89 22H87ZM157 24V25H156ZM159 24H161V25H159ZM211 24H213V25H211ZM3 25H5V23L3 24ZM15 25V24H14ZM13 25V26H14ZM71 25V24H70ZM76 25H78V24H74V26H76ZM96 25V26H95ZM117 25V26H116ZM153 25V26H152ZM177 25V24H176ZM216 27H215V26ZM12 26V27H13ZM147 26H148V28H147ZM166 26H167V24H166ZM172 26V25H171ZM170 26V27H171ZM204 26V27H203ZM212 26V27H211ZM1 27V26H0ZM5 27H7V26H5ZM4 27V28H5ZM15 27V26H14ZM52 26H50V28H51ZM61 27L63 28L64 27V25L62 26L61 25ZM80 27V26H79ZM215 29H214V28ZM3 28V27H2ZM8 28H9V26H8ZM11 28V27H10ZM17 28V27H16ZM16 28L14 29V31L16 30ZM18 28H20V27H18ZM54 28H55V26H54ZM58 28H60V26L58 27ZM78 28V26H76V29ZM86 29H87V27H85ZM85 28H82V29H84V30H86ZM165 28V27H164ZM169 28V27H168ZM211 28V29H210ZM52 29V28H51ZM70 29V28H69ZM81 29V30H82ZM114 29V30H113ZM145 29V30H146ZM166 29V33H164L163 31H165L164 29H162V27L160 28V32L162 31L163 33H159V28L156 30L157 32V35L159 34L162 38H160V40H165V36H166V38H167V42L166 43H168V40L169 39H171L170 41H172V38H173V41L171 42L172 44L173 43H178V42H175V41H179V40H181V38H179V40L177 39L178 38V35H180V33H178L177 34V38L176 37H174V36H176L175 35V33H170L168 30H167V27L165 28ZM174 29H175V27H174ZM21 30V29H20ZM58 30V29H57ZM60 30V29H59ZM68 30V29H67ZM67 30L65 31V32H67ZM72 30H74V29H72ZM72 30H69V33L72 31ZM80 30V29H79ZM107 30V31H106ZM109 30H111L110 32H109ZM3 30H1V32H2ZM55 31V29H53V32ZM62 31V30H61ZM75 32H76V35L78 36V33H79V31L78 30H74ZM83 31V30H82ZM87 31V30H86ZM148 31V30H147ZM171 31V30H170ZM175 31V30H174ZM217 31V32H216ZM6 32V31H5ZM4 32V33H5ZM53 32H51L52 33V35H54V33ZM59 32V31H58ZM73 32V31H72ZM74 32V33H75ZM108 32L110 33L108 36H107V34H108ZM169 32V33H168ZM212 32H214V34L212 33ZM3 33V34H4ZM92 33V34H91ZM115 33V32H114ZM152 33V35H154ZM2 34V33H1ZM8 34V33H7ZM7 34H6V36H7ZM61 34V33H60ZM65 34V33H64ZM64 34H61V35H64ZM82 34V33H81ZM161 34H164L163 36L161 35ZM167 34V35H166ZM172 36H171V35ZM174 34V35H173ZM28 35V34H27ZM67 35V34H66ZM75 34H73V36H74ZM75 35V36H76ZM113 35V34H112ZM159 35L156 37V36H153V40L149 37L147 40H145V41H150V39L153 41H150V43L152 42V43H154L155 42V39L157 38V40L159 39ZM168 35H170V37H172V38H170V37H168ZM229 35V34H228ZM1 36H3V35H1ZM6 36H4L5 38H6ZM9 36V35H8ZM8 36H7V38H8ZM14 36V35H13ZM17 36V35H16ZM18 36H19V38H21L22 39V37H21V35H19L18 34ZM29 36V35H28ZM27 36V37H28ZM68 36V35H67ZM71 36H72V34H71ZM96 36H97V34H96ZM107 36V37H106ZM116 36V35H115ZM116 36V37H117ZM3 37V38H4ZM62 38H65L66 39V37H63V36H61ZM84 37H82V38H84ZM211 37H209V38H211ZM5 38H4V40H5ZM24 38V37H23ZM60 38V37H59ZM58 38V39H59ZM97 39H98V37H96ZM139 38H142V39H139ZM169 38V39H168ZM176 38V39H175ZM204 38V37H203ZM206 38V37H205ZM204 38V39H205ZM232 38L230 39V40H232ZM18 39V38H17ZM27 39V38H26ZM61 39V38H60ZM206 39H208V38H206ZM63 40V39H62ZM96 40V39H95ZM99 40V39H98ZM159 40V41H160ZM185 40V39H184ZM6 41V40H5ZM19 41H20V39H19ZM59 41V40H58ZM61 41V40H60ZM170 41H169V43H170ZM1 42V41H0ZM2 42H3V39H2ZM22 43H23V41H21ZM20 42V43H21ZM24 42H25V38H24ZM74 42V41H73ZM78 42H80V41H78ZM157 42V41H156ZM155 42V44L157 45V43ZM256 43V44H252V43ZM6 42H4V44H5ZM8 44L10 43L9 42V39H8V42H7ZM19 42L17 41V44H18ZM75 43V42H74ZM84 43V42H83ZM82 43V44H83ZM89 44H90V46H88V44H86L87 45V47H86V45L85 44H83L82 45V47L84 48V47H86V49H85V51H88V56L86 57V56H84L83 57V59L81 58L80 60H76V63L74 62V64H76V65H74V64H70L69 66H68V68H67V66H65L64 68H63V66H62V68H61V70H65L66 68V70L68 71V69L69 70H72L73 68H71L72 66L74 67V72L72 73V79H71V84H69V82H68V84L69 85H72L73 84V86H75L77 83H80V82H84L85 80H82L81 81V79L80 78H82V77H84V76H88L89 77V80H90V83H97V81L100 79V77H98V75L100 74V71H98L101 67H103V69L101 70V71H104V68H105V65L109 62V64H107L108 66L110 65V63H111V61H109V59H107L108 57H107V55H105V54H108V53H104V51H102L101 49H99L100 48V45L98 44V43H91V42H88ZM140 43V44H141ZM10 44H12V43H10ZM97 44V45H96ZM114 44H115V42H114ZM186 44V43H185ZM3 45V44H2ZM7 45V44H6ZM24 45V44H23ZM22 44H21V46H23ZM67 45H69L68 43H67ZM99 45V46H98ZM116 45H117V43H116ZM154 45V44H153ZM182 45H183V47L185 46L184 45V43H182ZM0 46H1V44H0ZM10 46V45H9ZM13 46H14V44H13ZM19 47V48H22V47ZM94 46V47H93ZM103 46V45H102ZM114 46V45H113ZM148 46V45H147ZM151 46V45H150ZM155 46V45H154ZM167 46H168V48H167ZM166 47H164L163 49H168L167 51L169 52V55H170V51H171V56L173 55V53H174V51H176V49H174V51H173V49H169L170 47H169V44L167 45ZM173 46V45H172ZM171 46V47H172ZM261 46H262V49H261ZM8 48V46H5V50ZM25 47V46H24ZM58 48H59V46H57ZM56 47V48H57ZM67 47V48H66ZM73 47V45H69V46H65V49L67 50H72V49H74V48H72ZM74 47H78L79 48V46H74ZM81 47V48H82ZM157 48L159 47L158 45L156 46ZM2 48V47H1ZM0 48V49H1ZM10 48V47H9ZM9 48H8V51H9ZM61 48V47H60ZM63 49H64V47H62ZM76 49V53H77V50H79V49ZM112 49H113V47H111ZM115 48V47H114ZM151 48H152V52H153V46H151ZM156 48V49H157ZM3 49H4V47H3ZM2 49V50H3ZM15 49V48H14ZM25 49V48H24ZM84 49H82L83 51H84ZM107 49H108V46H107ZM146 49V48H145ZM155 49V48H154ZM162 49V47L161 48H158V52L156 51V54L157 53H159L160 54V52L161 51H164L165 52V50H163ZM198 48H196V50H197ZM262 50L263 51V56L261 57V56H257V54H258V50ZM10 50H11V48H10ZM19 50V49H18ZM67 50V51H68ZM81 50V49H80ZM79 50V51H80ZM115 50V49H114ZM113 50V51H114ZM143 50H144V48H143ZM178 50V49H177ZM244 50V49H243ZM20 51V50H19ZM57 51V50H56ZM55 51V52H56ZM60 52H62V50H59ZM83 51L81 52H78V53H83ZM84 51V52H85ZM138 51H140V52H136V53H138V54H140L141 55V51H142V49H139ZM148 51V50H147ZM146 50L144 51V52H147ZM160 51V52H159ZM180 51V50H179ZM179 51H176V56L178 57V55L180 56V54L183 52H179ZM199 51V50H198ZM197 51V52H198ZM10 52V51H9ZM59 52V53H60ZM74 52V53H75ZM90 52V53H89ZM115 52V51H114ZM133 52V51H132ZM149 52V51H148ZM155 52V51H154ZM163 52V53H164ZM173 52V53H172ZM185 52V51H184ZM200 52V51H199ZM253 52V53H252ZM8 53V52H7ZM6 53V54H7ZM63 53H66V51H63ZM76 54V55H79V54ZM85 53V54H86ZM103 53H104V56H103ZM179 53V54H178ZM193 53V52H192ZM192 53H191V55H192ZM61 54V53H60ZM73 54V53H72ZM86 54V55H87ZM100 54H101V56H100ZM131 54V53H130ZM144 54V53H143ZM150 54V53H149ZM151 54H153V53H151ZM155 54V55H156ZM166 54H167V52H165L164 54H163V56L165 55L166 56ZM178 54V55H177ZM185 54V55H184ZM182 53L181 54V56H180V58L181 59H179L178 58V60H184L185 58H186V53ZM252 54V56L253 57H255L256 58V60H258V62H257V66H255V61H253V60H251L250 59V55ZM127 55H129V54H127ZM133 55V54H132ZM140 55H138V56H140ZM145 55H147V54H145ZM182 55H184L185 57L183 58L182 57ZM190 55V56H191ZM8 56V55H7ZM66 56V55H65ZM98 56H100V58L103 56V57H107L106 58V60L107 61H105L104 60V62H103V59L101 60L100 59V62L102 63H104V65H101L99 62H98ZM136 57H137V55H135ZM152 56V55H151ZM156 56H158V60H160L162 57H160V55H156ZM155 56V60L157 59V57ZM171 56H168L167 55V58L169 57H171ZM175 56V57H176ZM187 56H189V55H187ZM197 56V55H196ZM227 56V55H226ZM3 57V56H2ZM125 57V56H124ZM128 57V56H127ZM174 57V58H175ZM198 57V56H197ZM229 57V56H228ZM261 57V58H260ZM4 58V57H3ZM111 58V57H110ZM113 58V57H112ZM130 58V57H129ZM139 58V57H138ZM148 58H149V55H148ZM153 58V57H152ZM160 58V59H159ZM172 58V57H171ZM183 58V59H182ZM188 58V57H187ZM235 58V57H234ZM257 58H259V59H257ZM2 58H0V61H2L3 63H4V59H2ZM123 59V57L121 58V60ZM189 59V58H188ZM219 59V58H218ZM7 60V59H6ZM125 60V59H124ZM130 60V59H129ZM154 60V59H153ZM158 60H156V63H157V61ZM162 60H163V58H162ZM175 60H177V58H175ZM189 60H191V58L189 59ZM188 60V61H189ZM192 60H194V57H193V59ZM191 60V61H192ZM249 60H251V63L252 64H254L253 65V67L254 68H252V64H250L251 66H247V67H245L246 66V64H247V61H249ZM77 61H78V63H77ZM187 61V62H188ZM233 61V62H232ZM253 61V62H252ZM105 62H106V64H105ZM217 62V64H216V67H218V66H222L223 64H221L220 62L221 61H219V60H217L216 61ZM1 63V62H0ZM59 63V62H58ZM72 63H73V61H72ZM80 63V64H79ZM156 63H154V64H156ZM163 63V64H162ZM181 63V65L180 64H177V65H175V66H177L176 68V71L178 70V66H179V69L183 66V65H185V63L182 65V62H180ZM194 63V62H193ZM2 64V63H1ZM5 64V63H4ZM139 64V63H138ZM147 64H149V63H147ZM158 65L160 64H162V65H164V62H162L161 60H160V63H159V61H158V63H157ZM171 64V63H170ZM57 64H55V66H56ZM68 65V64H67ZM97 65H98V67H97ZM99 65H100V68H99ZM133 65H136L135 63L133 64ZM141 65V64H140ZM150 65V64H149ZM158 65H155V66H158ZM159 65V66H160ZM169 65V64H168ZM167 65V66H168ZM2 65H0V67H1ZM58 67H59V64L57 65ZM71 66V67H70ZM131 66V65H130ZM154 66V65H153ZM181 66V67H180ZM186 66V65H185ZM185 66H184V69H187V67L185 68ZM8 67H11V65L10 66H8ZM58 67H56V68H58ZM110 67V66H109ZM136 66H134L133 67V70H135L134 68H135ZM145 67H147V66H145ZM150 67V66H149ZM163 67V66H162ZM166 67V66H165ZM164 67V68H165ZM169 67V66H168ZM168 67H166V68H168ZM171 67V66H170ZM111 68V67H110ZM142 68H143V65H142ZM154 68V67H153ZM157 68V67H156ZM155 68V70L157 71V70H160V69H163V68H160V69H156ZM244 68H246V69H244ZM98 69V70H97ZM121 69V68H120ZM132 69V68H131ZM136 69H138V68H136ZM144 69V68H143ZM149 69L150 68H148V71H149ZM253 69V70H252ZM72 70V71H73ZM96 70L99 72V73H95L94 74V72H96ZM173 70H174V68H173ZM182 70H183V67H182ZM55 71H57V70H55ZM122 71H125V70H123L122 69ZM128 71H129V66H128ZM145 71V70H144ZM165 70L163 69V71L161 70V72H160V74L159 73H157V72H153L152 73V70H150L149 72H148V74L150 75V77H151V80H148V82L149 81H151L152 83H150V86H149V84H148V82H144L145 83V85L147 84L148 86H143L141 89H135L134 91V93L133 94H130V93H132L129 89H127L128 90V92L129 93H127V91H126V93L127 94H125V90L123 89V88H121L122 89V92L120 91L121 89H120V87L118 88L117 87V91H118V89H120L119 90V92L122 94L123 93V96L121 95V94H119V96H122V97H117L118 95V93L116 94L117 96H116V98H115V96H113V95H111V97L110 96H107V99H106V97H105V99H106V101L104 100V98H103V100L105 101H103L102 99V101L101 100H99V101H101V102H99L98 100H96V102H94V105L96 104V103H99V104H102V103H104V106H106V104L105 103H112V104H114L113 106H115L114 108L115 109H117L118 108V105H119V108L121 109V107H122V109L123 110H125L126 109V111L127 110H129V108L130 109H132L133 107H135V106H138V105H140V106H142V104H146V103H148V102H153L154 101V103H156V101H158V102H165V103H174L175 101L177 102V101H179V99L177 98V96H182L181 94H177L176 92V87H179L178 85L181 83H178V85L176 84L177 82L176 81H178V80H175V79H177L176 77H178L180 80H181V78H182V76H183V74H181V75H179V74H177V76L175 77V79L173 78V80H175L174 81V83L176 84H172L173 83V80H172V78H171V74H173L172 72H170L171 74H169V72H168V74H169V76H170V80H169V76H168V74H165L167 71H165ZM261 71H262V73H261ZM1 72V71H0ZM53 72V71H52ZM69 72V71H68ZM67 72V74H70V72L68 73ZM84 72H86V73H88V75H86V73H84ZM126 72V71H125ZM130 72V71H129ZM132 72V71H131ZM131 72L129 73L130 75H131ZM146 72V71H145ZM224 72V75L227 77L226 79L227 80H229V82L226 84V86H228L229 85V91H228V88L226 87L224 90H226L227 89V92H230L231 90V93H227L226 91H224L223 90V94L225 93H227L226 95H223V97H225V98H221V96H220V98H219V104H220V109H222V110H226V108L228 107V105H230V103L232 102V101H237L236 99H234V96H236V95H234V93L235 92H233V91H236V94H237V91H238V89H240L239 87H241L240 85H239V83L241 82V79H243L244 80V77L242 76V75H240V74H234V72H231V71H229L228 69H226V70H224L223 71ZM55 73V72H54ZM54 73H53V75H54ZM133 73V72H132ZM152 73V74H151ZM161 73H163L164 75H161ZM245 73V72H244ZM3 74V73H2ZM64 74H66L65 72L63 73V71H62V74H59L58 73V75L56 74V76H64V78H59V79H61V80H57L59 83H62V85H61V87L60 88H62L63 87V82L62 81H64V80H62V79H65V81H67L68 79H69V77H68V75L66 74V76L64 75ZM97 74V75H96ZM135 73H133V76L131 77V78H134V77H136L137 75L139 76V74H135ZM144 74V73H143ZM146 74V73H145ZM174 74H176V72L174 73ZM97 77H96V76ZM107 75V74H106ZM149 75H148V77H149ZM165 75L168 77H166L167 79H166V81L167 80H169L168 81V84H172L173 86L175 85L176 87V89H174V92H175V94H177L176 96L174 95V92H173V95L171 94L170 95V93L169 92H171L172 93V88H174L172 85V87L170 88L169 86V88L167 87V89H165L164 87H163V83H161V82H163V81H165V80H162V78H163V76H164V78H165ZM188 75H190L191 76V74L189 73ZM4 76H6V75H4ZM110 76V75H109ZM108 76V77H109ZM181 78H180V77ZM186 77L185 78H188V80H189V76H187V75H185ZM68 77V78H67ZM88 77H87V79H88ZM91 77V78H90ZM107 77V76H106ZM143 77H144V75H143ZM145 77H147L146 75H145ZM144 77V78H145ZM162 77V78H161ZM193 77H194V75H193ZM54 79H55V81H56V79L57 78H55V77H53ZM52 78V79H53ZM66 78H67V80H66ZM99 78V79H98ZM102 78V77H101ZM112 78V77H111ZM137 78V77H136ZM140 78H142V76H140ZM160 78H161V81H160ZM163 78V79H164ZM184 78V77H183ZM185 78H184V80H185ZM86 79V78H85ZM97 79V81H95ZM138 79H139V77H138ZM247 78H245V80H246ZM262 79H263V77H262ZM136 80V79H135ZM172 80V81H171ZM179 80V81H180ZM184 80H181V81H184ZM188 80H185V81H188ZM191 80H192V78H191ZM244 80V82L243 83H246L247 81H249L250 82V78H249V80H246L245 81ZM55 81H53V83L55 82ZM64 81V82H65ZM87 81V80H86ZM85 81V82H86ZM92 81V82H91ZM100 81V80H99ZM119 81H121V80H119ZM124 81V80H123ZM134 81V80H133ZM146 81V80H145ZM178 81V82H179ZM1 82V81H0ZM3 83H5V81H2ZM8 82V81H7ZM6 82V84L8 85V83ZM75 82H77V83H75ZM118 82V81H117ZM132 82V81H131ZM171 82V83H170ZM189 82V81H188ZM241 82V83H242ZM185 83V82H184ZM248 83V82H247ZM6 84H4V85H6ZM49 84V83H48ZM67 84V83H66ZM94 84V85H95ZM127 84H128V82H127ZM165 84V83H164ZM0 85H1V83H0ZM83 83H82V86H80L81 87V89L83 88ZM167 85V84H166ZM181 85V84H180ZM185 84H183V86H181V87H186V86H184ZM2 86V85H1ZM8 86H10V85H8ZM51 86V85H50ZM154 86V88L155 89H153V91L152 90H148V88L149 89H151V87H153ZM239 86V87H238ZM245 86V85H244ZM7 87V86H6ZM6 87H2V91H4V88H6ZM68 87H70V86H67V88ZM146 87H148V88H146ZM188 88H189V85L187 86ZM232 87H234L233 89H232ZM65 88V87H64ZM63 88V89H64ZM130 88V87H129ZM180 88V87H179ZM245 88V87H244ZM7 89V88H6ZM66 89V88H65ZM70 89H71V87H70ZM184 91H183V90ZM182 89H180V90H182L183 92H185V88H182ZM190 89V88H189ZM189 89H187V91L189 90ZM60 91V89H58L57 88V90H56V92H58L59 93V91ZM66 90H68V89H66ZM66 90H65V92H66ZM124 90V91H123ZM170 90V91H169ZM240 90H242V88L240 89ZM239 90V91H240ZM247 90V89H246ZM246 90H243L245 93L246 92H249L250 90L248 89L247 91ZM7 91V90H6ZM133 91V90H132ZM181 91V92H182ZM187 91L185 92L186 94H189V93H187ZM238 91V92H239ZM242 91V92H243ZM60 92H62V90L60 91ZM64 92V93H65ZM192 92V91H191ZM242 92H240L241 94H244V93H242ZM7 94V92H3L2 93V95L3 94ZM111 93H114V92H111ZM178 93H179V91H178ZM251 93V92H250ZM5 94V95H6ZM54 94V93H53ZM240 94V95H241ZM1 95V96H2ZM4 95V96H5ZM58 95V94H57ZM56 95V96H57ZM62 95V94H61ZM115 95V94H114ZM222 95V94H221ZM0 96V97H1ZM56 96H53V98L54 97H56ZM59 96V95H58ZM185 96V95H184ZM237 96H238V94H237ZM236 96V97H237ZM7 97V96H6ZM109 97V98H108ZM233 97V98H232ZM2 98V97H1ZM180 98V97H179ZM185 99H186V96L184 97ZM183 98V99H184ZM191 97H189V98H187L188 100L190 99ZM229 98H231L232 100H230ZM239 98V97H238ZM5 99V98H4ZM8 99H9V96H8ZM55 99V98H54ZM110 99V100H109ZM177 99V100H176ZM184 99V100H185ZM186 99V100H187ZM234 99V100H233ZM6 100H7V98H6ZM5 100V101H6ZM10 100V99H9ZM9 100H7L6 102L8 103H6L4 100H3V102H5L6 103V105H8L9 106V104H10V102H9ZM56 100V99H55ZM185 100V101H186ZM239 100V99H238ZM95 101V100H94ZM189 101H191V100H189ZM86 102V101H85ZM89 102H92V101H89ZM88 102V104H86V103H82V105L84 106L85 105V107H89L88 105H90V104H92V103H89ZM176 102H175V104H176ZM182 102H183V100H182ZM107 103V104H108ZM117 104V105H116ZM157 104V103H156ZM181 104V103H180ZM183 104V103H182ZM190 104V103H189ZM96 105H98V104H96ZM120 105H122L121 107H120ZM149 105V104H148ZM152 105L153 104H151V107H152ZM159 105V104H158ZM163 105V104H162ZM162 105H161V107H162ZM168 105V104H167ZM176 105H178V104H176ZM7 106V107H8ZM91 106V105H90ZM93 106V105H92ZM107 106H109V105H107ZM106 106V107H107ZM112 106V105H111ZM112 106V107H113ZM147 106V105H146ZM150 106V105H149ZM155 106V105H154ZM95 107V106H94ZM102 107V106H101ZM101 107H98V108H101ZM110 107V106H109ZM109 107H107V108H109ZM158 107V106H157ZM176 107V106H175ZM0 108H1V106H0ZM143 108V107H142ZM149 108V107H148ZM229 108V107H228ZM227 108V110H229ZM146 109V108H145ZM163 109V108H162ZM168 109V108H167ZM264 109V108H263ZM114 110V109H113ZM136 110V109H135ZM147 110V109H146ZM149 110V109H148ZM8 111V110H7ZM133 111V109L131 110V112ZM151 111V110H150ZM157 111H160V110H157ZM183 111V110H182ZM259 111V110H258ZM261 111H264V110H261ZM168 112L169 111H167V113L165 112V116H167V114H168ZM178 112H179V110H178ZM190 112V111H189ZM8 113V112H7ZM170 113H172V114H170ZM170 115H173V113H177V112H171L170 111ZM187 113H188V111H187ZM193 113V112H192ZM192 113H190V114H188V115H186V117H185V115H183L182 113H177L178 115L180 114V116H178V115H175V117H174V115L173 116H170L171 118H169V115H168V118H161V115H160V119L158 118H156L157 119V121L159 122V124H160V122H161V126H159V124L157 123H155V121H154V123H153V121H152V123H153V126L155 125H157V128L159 127V128H161V127H163V129L161 130V129H158L157 131L156 130H154V127L152 128V123H149V126H148V124L147 125H142V126H144L143 128L144 129H140L141 131H139V133H141V132H143L145 135H143L144 137H142V136H140L141 137V139H139V138H137V139H139V140H133V142L130 144V143H127V141H125L127 144H125V145H123L124 143H121V145L120 146H125L124 148H121V147H119V145L118 144H116L114 141H116V140H118L119 138H118V135H116L117 137L116 138H118V139H116L115 138V136H114V139L113 140H111V138H110V136L112 135V132L114 131V130H116L117 128H119V132H121L122 134L125 132H127V134H125V137H121L122 139H120V140H124L123 138H125V139H129L131 136L133 137H135V131H134V128H132L133 127V123H132V125H130V121L127 123L126 122V124H128V126L127 125H125V131H123V130H121L120 129V126L119 127H117L118 125H117V123H116V125H114L113 124V122H112V120H111V123L109 122V120H105V122L104 121H102L101 119H99V120H101L102 122H100L101 124H100V126H102V125H106L107 126V130L105 129V127L104 126H102V127H104V128H102V130H105L106 132H108V133H106L105 131H102V132H100V128L98 127V125H97V123L95 122V120H94V122L96 123V124H94V123H92L93 121H91L90 120V123H89V126H92V127H94L95 125L97 126V128L99 129V131L98 130H96V127H94V131H95V133H96V131H97V134L100 136V138L102 137L101 135H103V134H101V133H105L106 135L108 134V136H109V140H111V141H113V142H111V141H109L110 142V144L112 145V144H114L115 145V147H116V145H118V147H119V149H116V151H115V149H114V145L112 146L113 148L111 149V147L110 148H107L108 146V142H104V140H101V141H99L98 139H94V138H91L92 136H93V133H94V131L92 130V128L90 127L89 128V134H87V136H89L88 138H86L85 136H86V134L85 133H81V135H79L80 133H78V134H76V135H78V136H81L82 137V135H83V139H79L78 141H75L74 143L75 144H73L72 145V140L70 139V137H68L71 141H69V139L67 140L66 139V141H67V143H66V141H65V143L67 144V146H69L70 148H68L67 146H65V147H67L68 149H70L71 151H72V153H70L69 152V150L67 149V148H65V147H63V145H62V147L63 148H65V149H67V150H63V149H61L62 150V152L60 153V154H58V156L60 157V156H62L61 154H64V157H65V155H66V157L65 158H67V157H69L68 155H70L71 154V156L73 157V159L70 161V164H72L73 162L75 163H73V165H75L76 167L78 166V164L82 167L83 165L85 166V165H87L86 167H87V170H85V172H87V175H88V173L91 171V170H93V166L92 165H95L94 167L96 168V171H97V168H98V165H103L106 169L109 167V168H111L110 167V165H111V161H114V162H116L114 159L115 158H117L118 157V160H120V156L122 157L121 159H126V157L128 158L127 160H126V163H128L127 164V166H126V169H128L127 171H125L126 169L124 168V167H122V168H124L125 170H123V171H125V172H130L131 174L133 173V172H131L130 170H134V172L136 171V170H140V172L139 171H137V172H139V174H140V178H138V180H140V179H142L141 181H143V179L145 178L144 177V175H149L151 172H153L152 171V169H150V168H152L153 167V165H152V167L151 166H148V164H146V162L145 161H147V159L150 157V155H154V154H156V153H154V154H152V151L151 150H154V151H156V148H158L157 149V151H159V149H161L162 148V146H164V143H165V139H167V143L169 144L170 142H171V140L169 141V138H171V136L173 135V134H175V131H176V129L174 128V125H175V127H177L178 129H179V126H180V130H181V126L183 125V122H182V120H186V122L189 124V123H192V124H190V125H193V121H195L197 118H196V116L194 115V114H192ZM195 113V112H194ZM260 113V112H259ZM258 113V114H259ZM263 113V112H262ZM0 114H1V111H0ZM162 114V113H161ZM185 117V119H183L184 117L182 116V115ZM256 113H254V115H255ZM261 114V113H260ZM260 114H259V117H260ZM198 115V114H197ZM164 116V115H163ZM164 116V117H165ZM177 116V117H176ZM183 118H182V117ZM252 116H253V114H252ZM263 116V114H261V117L259 118L260 120H263L264 121V116ZM152 117V116H151ZM156 117V116H155ZM177 119L178 120V122H179V124H177L178 122H176V124H175V122H173L172 120H170V119ZM178 117H180V118H182V120L181 121H179L180 120V118L178 119ZM254 117H256V116H254ZM115 118V117H114ZM147 118V120H146V122L147 121H149L148 120V118L149 117H146ZM196 118V119H195ZM109 119V118H108ZM145 119V118H144ZM162 119V120H161ZM166 119V120H165ZM118 120V119H117ZM153 120H154V118H153ZM172 121V124H173V128L175 129H171V123L170 122H165V121ZM177 120H175V121H177ZM260 120H259V122H260ZM107 121V122H106ZM128 121V120H127ZM151 121V120H150ZM149 121V122H150ZM252 120H250V121H248L247 120V122H245V123H247V124H249V126H250V122H251ZM124 122V121H123ZM145 122V121H144ZM167 123V124H165V123ZM180 122H182V123H180ZM249 122V123H248ZM253 122V121H252ZM256 122V121H255ZM262 122V121H261ZM242 123H243V121H242ZM242 123L240 124L241 126H243V127H245V123L242 125ZM254 123V122H253ZM263 124H264V122H262ZM92 124H94V125H92ZM120 124H121V122H120ZM164 124V125H163ZM257 124V123H256ZM259 124H261V123H259ZM122 125H123V123H122ZM130 125V126H129ZM151 125V126H150ZM255 125V124H254ZM169 126V127H168ZM184 126V125H183ZM261 126V125H260ZM114 127H116V129L114 128ZM129 127H131V128H129ZM150 127V131H149V128ZM257 127V126H256ZM140 128V127H139ZM151 128H152V130H151ZM187 128V127H186ZM237 128V127H236ZM238 128H239V126H238ZM245 128H248L249 129V127H245ZM255 128V127H254ZM263 128H264V126H263ZM131 131H130V130ZM171 129V130H170ZM185 129V128H184ZM240 129V128H239ZM259 129V128H258ZM91 130V131H90ZM173 130V133L171 132ZM245 130V129H244ZM250 130V129H249ZM4 131V130H3ZM92 131H93V133H92ZM130 131V132H129ZM134 131V132H133ZM138 130H136V132H137ZM168 131H170V132H168ZM241 130H239L238 132H240ZM246 131V130H245ZM115 132V131H114ZM235 132V131H234ZM116 133V132H115ZM115 133H113V135L115 134ZM170 133H172V135L170 134ZM201 133V132H200ZM242 133V132H241ZM240 133V134H241ZM1 134V133H0ZM3 134H5V133H3ZM84 134H85V136H84ZM101 134V135H100ZM128 134H130L131 136H129V137H127V135ZM178 134V133H177ZM176 134V135H177ZM189 134V133H188ZM188 134L186 135L185 134V136H183L181 139L179 138H177V137H175V138H177L178 139V143L181 145V143H182V148H180V149H178V151L179 152H181V151H183V150H185V149H183L185 146H186V144H188V142H190L189 140H191L190 139V137L192 138V137H194L195 136V134L193 133L192 135H191V133L189 134V136H188ZM198 134V133H197ZM202 134V133H201ZM238 134V133H237ZM244 134V133H243ZM249 134V133H248ZM253 134V133H252ZM257 134H259V133H257ZM92 135V136H91ZM97 135V136H98ZM112 135V136H113ZM171 135V136H170ZM194 135V136H193ZM254 135V134H253ZM262 135H264V134H262ZM91 136V137H90ZM153 136V137H152ZM178 136H180V134L178 135ZM241 136H242V134H241ZM248 136V135H247ZM5 137V136H4ZM7 137V136H6ZM50 137H52V136H50ZM57 137V136H56ZM56 137H54V138H56ZM65 136H63V137H61L62 139H60L61 140V143L62 142H64V141H62L63 140V138H64ZM105 137V136H104ZM103 137V138H104ZM119 137H120V135H119ZM244 137V136H243ZM246 137V136H245ZM66 138V137H65ZM64 138V139H65ZM136 138V137H135ZM153 138V139H152ZM164 138V142H163V139ZM196 138V137H195ZM264 138V137H263ZM87 139V140H86ZM104 139H106V140H108V138H107V136L104 138ZM173 140H175L174 139V136H173V138H172ZM177 139L174 141V142H176L177 143ZM193 139V138H192ZM86 140V141H85ZM94 140V141H93ZM119 140V142H121ZM153 140H157L156 142H162V144H161V146H160V143H159V145L157 144V145H155L156 144V142H153ZM180 140V141H179ZM198 140V139H197ZM53 141V140H52ZM102 141H103V143H102ZM132 141V140H131ZM169 141V142H168ZM195 141H196V139H195ZM1 142V141H0ZM46 142H49L51 145L53 144L52 142H51V139L48 141V140H46ZM117 142V141H116ZM173 142V143H174ZM192 142V141H191ZM190 142V143H191ZM199 142H201V141H199ZM6 143H7V141H6ZM48 143V144H49ZM60 143V142H59ZM61 143L60 144H58V142L56 143V144H58V145H60L61 146ZM70 145H69V144ZM134 143V144H133ZM175 143V144H176ZM189 143V144H190ZM193 143V142H192ZM196 143V142H195ZM3 144V143H2ZM168 144H166V146L168 145ZM171 144H172V142H171ZM171 144H169V146L171 145ZM178 144V146H180ZM46 145H47V143H46ZM173 145V144H172ZM171 145V146H172ZM177 145V144H176ZM176 145H173V147H175ZM59 146V147H60ZM73 146V147H72ZM164 147V148H166L167 149V147ZM170 146V147H171ZM192 146V145H191ZM194 146V145H193ZM47 147V146H46ZM56 147H57V149H58V146L57 145H55V146H53V147H51V150L53 149V151H54V153H58L56 150ZM100 147V148H99ZM101 147H103V148H105L107 151L105 152V153H102L103 151H99L98 149H101ZM135 147H142V148H139L140 149V152L139 151H137L138 150V148H137V150H136V148ZM170 147H168L169 148V150H170ZM172 147V148H173ZM177 147V146H176ZM176 147H175V149H176ZM187 147V146H186ZM48 148L50 149V145H48ZM47 148V149H48ZM54 148H55V150H54ZM102 148V150H104ZM117 148V147H116ZM164 148H162V149H164ZM171 148V152H174L175 154L177 153V150H173ZM189 148H191L190 147V145H189ZM49 149H48V151H49ZM73 149L75 150L74 151V155H72L73 154ZM111 149V150H110ZM114 149V150H113ZM149 149H151V150H149ZM162 149L160 150V152L162 151ZM183 149V150H182ZM192 149V148H191ZM193 149H196V148H193ZM264 149V148H263ZM262 149V150H263ZM59 150V149H58ZM110 150V151H109ZM118 150V151H117ZM120 150H122V151H120ZM149 150V151H148ZM190 151V149H187V151ZM53 151H51V153L53 152ZM69 152L68 153V155L66 154V153H63V152ZM96 152V153H98V151L101 153H98V155H100V156H102L103 157V162H102V160H100L101 162V164L99 163V161H97V159H99V156H98V158H97V155H96V153H93V152ZM120 151V152H119ZM166 152H168V154L170 153V151H167V150H165ZM186 151V150H185ZM188 151V152H189ZM50 152V151H49ZM113 152V153H112ZM148 152H150V153H148ZM164 152V151H163ZM162 152V153H163ZM261 152V151H260ZM50 153V154H51ZM118 153H120V154H118ZM125 153H127V154H129V157H128V155H126V157H124L125 156ZM158 153V152H157ZM165 153V152H164ZM195 153V152H194ZM194 153H192V154H194ZM198 153V152H197ZM201 153V152H200ZM53 154V153H52ZM94 154H95V156H94ZM103 154V155H102ZM122 154V155H121ZM149 154V155H148ZM171 154V153H170ZM186 154V155H185ZM188 154V155H187ZM191 154V153H190ZM196 154V153H195ZM57 155V154H56ZM54 156V157H58V156ZM119 155V156H118ZM124 155V156H123ZM158 155V154H157ZM156 155V156H157ZM161 155V157L159 158V160H161V159H163V160H161V161H164V158L166 157V155L164 154L163 156H162V154H160ZM172 155V154H171ZM181 155H182V153H181ZM200 155V154H199ZM205 155V154H204ZM48 156V155H47ZM70 156V157H71ZM140 156H142V159H138V158H141ZM149 156V157H148ZM155 156V157H156ZM159 156V155H158ZM157 156V157H158ZM165 156V157H164ZM170 155H168V158H170L169 157ZM174 156H177L178 158H179V153H177V155H174ZM173 156V157H174ZM184 157V160L183 161H187V160H189L188 161V167H190L191 166V163H190V161L192 162L193 161V158L195 159V157H194V155H193V158H191L190 156H192V155H189V153H184V155H183ZM63 157V158H64ZM111 157V158H110ZM112 157H114V158H112ZM146 157H148L147 159H146ZM163 157V158H162ZM172 157V158H173ZM190 157V158H189ZM205 157V156H204ZM75 158V159H74ZM112 159V160H110V159ZM171 158V161L172 162H174V160ZM176 157H174V159H175ZM178 158H176L175 159V161L178 159ZM186 158V159H185ZM188 158V159H187ZM196 158L201 162V160H200V158H201V156H200V158H198L197 157V155H196ZM52 159V158H51ZM69 159V158H68ZM105 159V160H104ZM152 159H153V157H152ZM151 159V160H152ZM158 159V158H157ZM156 158H155V160L153 159L152 161L149 159L148 160V162L150 161V162H152V163H158ZM167 159V158H166ZM190 159H192V160H190ZM208 159V158H207ZM253 159V158H252ZM264 159V150H263V152L262 153H260L259 155H257L254 159H253V161H252V163H253V165L252 166H254V167H256V168H253V167H251V168H253L254 170H251V169H249L250 171L247 173V175L246 174H244L246 177H245V182L248 184H246V183H244V185H246V186H249V187H259V186H261V184L263 185V186H261L262 188L264 187V164H263V160ZM74 160V161H73ZM108 160H110L109 161V165H108V162H106V164L104 163L105 161H108ZM139 160H142V161H144L145 163H142V162H140V163H138V161ZM157 160V161H156ZM179 160V159H178ZM181 160V159H180ZM198 160H194V161H197L198 162ZM52 161V160H51ZM125 161V160H124ZM154 161H156V162H154ZM166 161V160H165ZM169 161H170V159H169ZM170 161V162H171ZM193 161V162H194ZM202 161H207L206 159L204 160H202ZM97 162H98V164H97ZM123 162V161H122ZM121 162V163H122ZM181 162V161H180ZM96 163V164H95ZM113 163V162H112ZM117 163V162H116ZM121 163H120V161H119V163H117L118 165L120 164L121 165ZM177 162H174V164H176ZM185 163V162H184ZM184 163H183V165H184ZM196 163V162H195ZM248 163V162H247ZM250 163V162H249ZM45 164V163H44ZM77 164V165H76ZM116 164V165H117ZM125 163H122V165L121 166H123ZM168 164H170V163H168ZM172 164V163H171ZM201 164H203V162L201 163ZM263 164V165H262ZM52 164L51 163H47V166H51ZM88 165L90 166L89 168H91V166H92V169L90 170V171H88ZM107 167H106V166ZM113 165V164H112ZM119 165V166H120ZM156 165V164H155ZM177 165H178V163H177ZM177 165H175V166H177ZM182 165V166H183ZM206 165V164H205ZM205 165H203L202 167H207V166H205ZM250 165V164H249ZM259 165V166H258ZM72 166V165H71ZM103 166H101V167H103ZM113 166H115V165H113ZM160 166V165H159ZM179 166V165H178ZM181 166V167H182ZM185 166L187 167V163L185 164ZM198 165L196 164V167H197ZM246 166V165H245ZM72 167H74V166H72ZM86 167H85V169H86ZM100 167V168H101ZM118 167V166H117ZM147 167H149V168H147ZM162 167H164V166H162ZM161 167V168H162ZM170 167V166H169ZM194 167V166H193ZM192 166L190 167V170H192V169H194ZM201 167V166H200ZM55 168H57V167H55ZM84 168V167H83ZM83 168H80V170L81 169H83ZM104 168V169H105ZM154 168H157L156 166L155 167H153V170H154ZM175 168V167H174ZM173 168V169H174ZM179 168V167H178ZM183 168V167H182ZM181 168V170H183ZM192 168V169H191ZM208 168V167H207ZM247 168V167H246ZM54 169V167H52V168H50V170L48 171V172H46L43 176H40V175H37L36 176V180H37V182L39 183V184H41L42 186L41 187H39V185H38V187L37 186H35V187H33V188H31V190H32V192H35V193H32L31 195L33 196V194H38V192H40V194H38V196L39 195H41L40 197V201H36L35 200V203H32L33 202V200L31 201V203H32V205L33 206H36V205H34V204H37L38 206H36L35 207V211L34 210H32V211H34L32 214V216L29 214V212L31 211H29V209H31V208H28V212H27V219L25 218V217H23L22 216V214H21V216H18L17 215V217H23V218H25L26 220H27V223L25 224V222H24V224L26 225H21L20 223H17V226H20L19 228L21 229V231H22V228H23V230L25 231V230H27L26 231V233H28L27 234V236L30 234V235H32L31 237H34V235H39V234H37L38 232H41V233H44V231H45V228L46 227H48L49 226V228H51V224L53 223V221L55 222L56 221V217L57 216H60V217H62L63 218V216L65 217L64 219L66 220H64L65 221V224H64V222H60V223H63L64 224V226H62V224L60 225V228H59V225H58V227L57 228H55L56 230H53L52 231V234H51V236L49 235V238H47L45 241H44V243L43 244H39L40 246H42L43 248L44 247H46V244H47V246H48V244L50 245V242L53 244V243H57L58 242V244H54L53 246H54V248H55V250H56V248L58 247V248H60V249H58V251H51V252H48V253H41V251H45V250H47L46 248L45 249H43V250H36V257L34 258V260L32 261V264H76L77 262L79 263L80 261H81V259H80V257H81V255H83L82 254V246H83V242H87L88 240H89V238L87 237H85L86 239H87V241L86 240H84V239H82V236H83V238H84V236H85V234L84 235H82L81 236V234L82 233H87V232H89L90 233V230H91V232L92 233H94L95 231H96V229H98V227H100V224H101V222H103V221H101L102 219H103V217H104V215L102 216V217H100L99 215H102V213H101V210H100V208H99V210L97 211V210H95L96 208H94L95 207V205H96V203L98 204V200L100 199L103 203H107V202H110L108 199H112L113 200V198L115 199V196L117 195L118 196V191L115 193L114 192V189L115 188H117V187H119V191H121V190H125V189H123L122 188V186L123 185H125L126 184V182L128 181V179H129V183L131 184V182H133V186H134V184H137V183H135V181H137V180H135V181H133V179H131L133 176V174L131 175L129 172L127 173L128 174V176H129V174H130V176L128 177V176H126L127 178V181L124 179V177H125V172H123L122 170H118V173L115 175H112V176H110L111 174L108 172V173H105V176H106V174H109V176L110 177H107V179H105L106 177L104 176V178H102V179H105V180H102L101 179V181L99 182V183H101L100 185L102 186V187H99L98 186V181H95L96 179H93V178H91L92 179V181H91V185H89V186H87L85 183V185L84 186H81V188H80V186H79V189H78V187H76L77 189H76V191H74L73 189H75V187L73 188V186H75V185H73L72 186V190H71V193H68V197H66L63 193H65V192H63L62 194H63V196H62V199L64 198V203L63 204H65V205H63L62 203H61V197H56L55 196V194H53V190H51V189H54L55 188V186L58 184V182H56V181H58L60 178H62V177H59V175L57 176V177H59V179H55L54 177V173H57V172H55L56 171V169H55V171L53 170ZM105 169V170H106ZM166 169V168H165ZM98 170H99V168H98ZM104 170V171H105ZM114 170H117V168L116 169H113V172H114ZM148 170H151V171H149V173H148ZM158 170V169H157ZM157 170H155V171H157ZM162 170H163V168H162ZM170 170V169H169ZM172 170V169H171ZM170 170V171H171ZM175 170V169H174ZM181 170H179L178 172H180ZM195 170V173L194 172H192V173H194L195 175H196V173H198V172H196L197 171V169H194ZM199 170V169H198ZM203 170V169H202ZM201 170V171H202ZM54 171V172H53ZM61 170L59 169V172H60ZM83 171H84V169H83ZM107 171H109V170H107ZM175 171H177V170H175ZM204 171H207V169H205ZM52 172V173H51ZM93 172H95V171H93ZM103 172V171H102ZM110 172H112V170L110 171ZM147 172V173H146ZM173 172V171H172ZM188 172H189V169H188ZM203 172V171H202ZM61 173V172H60ZM59 173V174H60ZM116 173V172H115ZM141 173H142V175H141ZM146 173V174H145ZM159 173H160V171H159ZM159 173H157V175L159 174ZM170 173V172H169ZM184 173V172H183ZM209 173V174H208ZM207 173V175H209V176H211L210 175V172H208ZM58 174V173H57ZM126 174V175H127ZM137 174V173H136ZM138 174V175H139ZM155 174V173H154ZM179 174V173H178ZM181 174H182V172H181ZM53 176V178L51 177V176ZM56 175V174H55ZM94 175V174H93ZM103 175H104V173H103ZM102 175V176H103ZM118 175H120V176H118ZM151 175V174H150ZM167 175V174H166ZM165 175V176H166ZM183 175V174H182ZM244 175H243V177H244ZM67 176V175H66ZM115 176H117L118 178L120 177V179L121 178H123V179H119L120 181H118V182H120L118 185H117V177H115ZM159 176H161V174L159 175ZM171 176V175H170ZM79 177L81 178V176L79 175ZM113 177H115V178H113ZM135 178L137 177V175L136 176H134ZM133 177V178H134ZM139 177V176H138ZM141 177H144V178H141ZM155 177V176H154ZM206 176H204V178H205ZM53 180V181H55V183H57V184H53L54 182L51 180V179ZM72 178V177H71ZM74 178V177H73ZM157 178L158 177H156V180H157ZM208 178V180H209V177H207ZM216 178V177H215ZM65 181L67 180L66 178H63ZM77 179H78V177H77ZM117 179V180H116ZM147 179H148V181L150 180L149 178H148V176H147ZM147 179H145L146 181H144V185H146L145 187H146V189L145 190H148V186H147V184L150 182H147ZM155 179V178H154ZM159 179V178H158ZM162 179V178H161ZM161 179H159V181L161 180ZM164 179V178H163ZM175 179V178H174ZM202 180H203V178H201ZM200 179V180H201ZM206 179V178H205ZM62 180V179H61ZM132 180V181H131ZM185 180V179H184ZM183 180V181H184ZM187 180V179H186ZM192 180V179H191ZM211 180V179H210ZM242 180V179H241ZM82 181V180H81ZM116 181V182H115ZM123 181V182H122ZM131 181V182H130ZM169 181H171V182H168ZM182 181V182H183ZM190 181V180H189ZM204 181V180H203ZM243 182H244V180H242ZM74 182H76V181H74ZM103 182V183H102ZM152 182L153 183H155L156 181L155 180H152ZM152 182H150L148 185L150 186L151 184H152ZM180 182V181H179ZM185 182V181H184ZM188 182V181H187ZM192 182V181H191ZM208 182V181H207ZM61 184H62V182H60ZM73 183V182H72ZM80 183V182H79ZM157 183V182H156ZM155 183V184H156ZM163 183H165L166 185H164ZM163 183L162 182H160V184H158V185H156V186H154V188L156 187V189H158V191L157 190H155V189H153V190H155V191H157V194H153V196H150V200L149 199H147V200H149V203L150 202H152V203H156L157 205L156 206H158V204H160L161 206H162V204H163V207L165 206V208L164 209H166L165 210V212H164V209H163V207H162V209H160L161 210V212H159V215H160V213L162 214L160 217H159V215L156 213V211H154L155 213H156V215H155V217H154V212H151L149 209H150V207H153V208H155V206H150V205H148V204H146L147 202H143L142 200H141V202H143V204H145L144 206H145V209L146 210H144V211H147V213H146V216L145 217H138V213H139V211L141 210L140 208H139V206L137 205V204H135L134 205V207L136 208H134L133 209V207H131V206H133V205H131V204H133V203H131V201H128V200H126L125 202H122L121 203V205L119 206L120 208H123V209H125L126 210V212H122V218H120V222H121V224H122V227H120L121 226V224H120V226H119V230H120V232H119V230L117 229V227L118 226H116V232H117V234H113V232H114V228L113 229H111V231L109 230V233H111L112 234V236H114V238L115 237H117L118 238V240L116 239L115 241L113 240L114 238L113 237H111V238H113L112 239V241H110V240H108V239H106L107 241H109V242H106V240H105V237H104V235L102 236V235H100L101 237L100 238H97V239H99L98 240V242L100 243V245L101 246H103L102 248L100 247L99 249H101V251H100V253L98 254V256H96V254L95 255H93L92 253L90 254V256L92 255V257H97V258H100V260H98L99 261V263L100 264H103L104 262H101V258H102V256H104V257H106V261H107V263L106 264H180V263H182L183 264V261H181V262H178V261H180V260H178V259H176L175 257H174V262L172 261V259L170 260V257H172V256H176L177 257V255L175 254V253H172V254H170V253H168L169 254V257H168V254H167V259H168V261L165 259L166 257H164V255L166 256V254H164L163 256H162V253L159 255H154V256H152V255H147L145 252H144V250L143 251H137V247H135V245L136 244H143V245H149V243L150 242H152V244H150L152 247H155L153 244H155L154 242H160V245L162 244V243H164L163 241H164V238L163 239H160V235H159V233H157V232H153L152 230H150V224L151 223H153V219H156V220H158V222H160L161 224L159 225L160 227H161V225L163 226V227H165L164 229L166 230L165 232H167L169 235L170 234H173V236L172 237H175L176 236V238H177V236L179 235V232H180V235L182 236H185L186 234L188 235V233H189V237H192V236H190V234L192 233V227H194L193 229H195V231H196V233H197V230L198 229H200V227H195V225L193 226L192 224H195L193 221L195 220V217L194 216H197L196 214L195 215H193V217L191 218L190 216H189V218H188V215H186L187 213H191V212H187L185 215L187 216H185L184 215V213H183V211H180L178 208H176L177 206L176 205H178L179 206V201L180 200H182V198H183V195H184V197H187L188 198V195H189V192H187V196H186V192L185 191H183L184 192V194H183V192H181V190H182V188L183 187H185L184 185H182V184H180V185H176V184H172V180H171V178H169V180H166L165 182L163 181ZM178 183V182H177ZM181 183V182H180ZM186 183V182H185ZM205 183V182H204ZM216 183V182H215ZM224 183V182H223ZM60 184V186H62ZM73 184H75V183H73ZM81 185L83 184L82 182L80 183ZM116 184V185H115ZM120 184H121V187H120ZM141 184V183H140ZM217 184H218V182H217ZM220 184V183H219ZM51 185H53V186H51ZM55 185V186H54ZM79 184H76V186H78ZM127 185V184H126ZM189 185V184H188ZM191 185V184H190ZM192 185H194V184H192ZM205 185H207V183L205 184ZM210 185H212V184H210ZM46 186H49V187H46ZM152 186V187H153ZM208 186V185H207ZM214 186V185H213ZM223 186V185H222ZM222 186H220L218 189H216L217 191L222 187ZM58 187V185L56 186V188ZM69 187V186H68ZM151 187V186H150ZM149 187V189H151ZM180 187H182L181 189H180ZM195 187V186H194ZM197 187V186H196ZM205 187V186H204ZM203 187V188H204ZM211 187V186H210ZM56 188H55V191H56ZM60 188V187H59ZM63 188V187H62ZM122 188V189H121ZM125 188V187H124ZM135 188H137L136 186H135ZM188 188V187H187ZM215 188H217V186L215 187ZM34 189V190H33ZM61 189V188H60ZM66 189V188H65ZM65 189H63V191L65 190ZM127 189V188H126ZM211 189V188H210ZM62 190V189H61ZM60 190V191H61ZM132 190V189H131ZM139 190H140V188H139ZM190 190V189H189ZM212 190V189H211ZM215 190V189H214ZM213 190V191H214ZM215 190V191H216ZM30 191V190H29ZM57 191L59 192V190L57 189ZM56 191V192H57ZM70 191V190H69ZM73 191V192H72ZM142 191V190H141ZM208 191V190H207ZM223 191V190H222ZM37 192V193H36ZM56 192H54V193H56ZM57 192V193H58ZM125 192H127V191H125ZM132 192V191H131ZM137 192V191H136ZM139 192V191H138ZM145 192H149V190L148 191H145ZM192 192V191H191ZM190 192V193H191ZM199 192V191H198ZM60 193V192H59ZM58 193V194H59ZM140 193V192H139ZM149 193H154V192H149ZM156 193V192H155ZM219 193H221L220 191L217 193L218 195H219ZM43 194V195H42ZM71 194V195H70ZM89 194V195H88ZM260 194V193H259ZM91 195L93 196L92 197V201L90 200V197H91ZM150 195V194H149ZM149 195L146 197V195L144 194V198L146 199V198H148L149 197ZM152 195V194H151ZM157 195V196H156ZM191 195V194H190ZM189 195V196H190ZM216 195V194H215ZM258 195V194H257ZM61 196V195H60ZM70 196V197H69ZM123 196H124V194H123ZM126 196V195H125ZM182 196V198H180ZM192 196V195H191ZM197 196V195H196ZM199 197H200V195H198ZM217 196V195H216ZM28 197H29V195H28ZM141 197H143V195L141 196ZM211 197V196H210ZM222 197V196H221ZM257 197V201L259 200V202H261L260 201V198H262V203H263V201H264V195L262 194V195H258V196H256ZM60 198V199H59ZM117 198V197H116ZM121 198V197H120ZM126 197H124V199H125ZM143 198V199H144ZM186 198V199H187ZM212 198H214V197H212ZM32 199V198H31ZM126 199H129V198H126ZM133 200H135L134 198H133ZM183 200H184V198H183ZM183 200L181 201L182 202V204L184 205L185 203L183 202ZM192 200V199H191ZM101 201H99V202H101ZM188 201V200H187ZM228 201V200H227ZM63 202V201H62ZM101 202V203H102ZM171 202H172V204L173 205H175L174 207H173V205L171 204ZM176 202H178V204H176ZM180 202V203H181ZM191 204H193L191 201H189ZM187 203V204H190V203ZM221 202H222V200H221ZM259 202H258V204H259ZM28 203H29V201H28ZM170 204L171 205V207H173L172 209H173V211H170L169 210V208H166V207H169L168 206V204ZM257 203V202H256ZM262 203H260L261 205H262ZM123 204V205H122ZM165 204V205H164ZM195 204V203H194ZM28 205V204H27ZM30 205V204H29ZM28 205V206H29ZM61 205H63V206H61ZM92 205V206H91ZM119 205V204H118ZM181 205V204H180ZM182 205V206H183ZM219 205H220V202H219V204H218V207H219ZM27 206V207H28ZM32 206V207H33ZM62 208H64V209H62ZM98 206H100V205H98ZM161 206L159 207V208H161ZM185 206H187V205H185ZM191 207H192V205H190ZM189 206V207H190ZM222 206V205H221ZM257 206H259V205H257ZM263 206H264V204H263ZM31 207V206H30ZM97 207V206H96ZM262 207V206H261ZM36 208H37V210H36ZM39 208V209H38ZM137 208H139V209H137ZM157 208V207H156ZM186 208V207H185ZM198 208V207H197ZM200 208V207H199ZM205 208V207H204ZM61 209V210H60ZM181 209H182V207H181ZM191 209V208H190ZM203 209V208H202ZM206 209V208H205ZM259 209V208H258ZM136 210H138V213H137V211ZM143 210V209H142ZM157 210V209H156ZM159 210V211H160ZM167 210H169L170 211V214H169V212L167 211ZM177 210V211H176ZM260 210V212H261V209H259ZM258 210V211H259ZM263 210V209H262ZM73 213H71V212ZM133 211V212H132ZM188 211V210H187ZM192 211V210H191ZM35 212H37V213H35ZM69 213V216L72 214V216H67V214ZM137 213V215H136V213ZM253 212H255V210H253ZM257 212V211H256ZM255 212V213H256ZM35 213V214H34ZM67 213V214H66ZM79 213V215H76V214H78ZM88 214V216H90L89 217V219H88V221L86 220V218L88 217L87 215H85V214ZM140 213H141V211H140ZM139 213V214H140ZM152 213H154V214H152ZM183 213V214H182ZM198 213V212H197ZM254 213V214H255ZM262 213V212H261ZM261 213H260V215H259V217H260V219H262V220H264V218H262L261 216H263V215H261ZM65 214V215H64ZM106 214V213H105ZM144 214V213H143ZM166 214V215H165ZM192 214V213H191ZM205 214H207L208 215V213H205ZM258 214H259V212H258ZM264 214V213H263ZM30 215V216H29ZM76 215V216H75ZM107 215V214H106ZM141 215V214H140ZM139 215V216H140ZM163 215H165V216H163ZM190 215V214H189ZM201 215H202V213H201ZM200 215V216H201ZM253 215V214H252ZM7 216V215H6ZM25 216V215H24ZM68 218H67V217ZM108 216V215H107ZM106 216V217H107ZM192 216V215H191ZM198 216H199V214H198ZM203 216V215H202ZM258 216V215H257ZM1 217V216H0ZM5 217V216H4ZM9 216H7L6 218H8ZM10 217H12V216H10ZM92 217V218H91ZM204 217H208V216H206V215H204L203 216V218ZM2 218V217H1ZM1 218H0V223H1V221L2 220H5V219H3L2 218V220H1ZM22 218V220H25V219H23ZM61 218V219H62ZM144 218H146V221H145V219ZM202 218V217H201ZM209 218V217H208ZM254 218V217H253ZM255 218H256V214H255ZM15 218H13L12 219V221H14V222H16V219L14 220ZM57 219H59V218H57ZM109 219H112L111 217H109ZM183 219H184V221H183ZM196 219H199L200 221H201V219L200 218H196ZM205 219V218H204ZM260 219H259V221H260ZM9 220V219H8ZM19 220H21V219H19ZM186 220V221H185ZM198 220V221H199ZM213 220V219H212ZM252 220H254V219H252L251 218V221ZM60 221V219L58 220V222ZM63 221V220H62ZM87 221V222H86ZM126 221V222H125ZM202 221H204V220H202ZM250 221V222H251ZM255 221L257 222V219H255ZM254 221V222H255ZM3 223H4V221H2ZM11 222V221H10ZM10 222H8V224H10ZM17 222H19V221H17ZM23 222V221H22ZM89 222V223H88ZM108 222V221H107ZM107 222H104V224L103 225H105V223H107ZM111 222H113L112 220H111ZM156 222V221H155ZM205 222V221H204ZM204 222H203V224H204ZM206 222H208V221H206ZM261 222V221H260ZM3 223H1L2 225H3ZM29 223H32V224H34L35 223V226H31L30 227V225H29ZM126 223V224H125ZM200 223V222H199ZM210 223V222H209ZM251 223H253V222H251ZM0 224V227L2 226ZM8 224H6L7 226H8ZM18 224H20V225H18ZM56 224V223H55ZM90 224V225H89ZM101 224V225H102ZM110 224H113V223H110ZM158 224V223H157ZM156 224V225H157ZM188 224V225H187ZM201 225H202V223H200ZM206 224V223H205ZM205 224H204V226H205ZM256 224H258V223H256ZM5 225V224H4ZM11 225H12V223H11ZM16 225V224H15ZM15 225L13 224V226L15 227ZM107 225H109V222L107 223ZM192 226L191 228L190 227H188V226ZM198 224H196V226H197ZM207 225V227H208V223L206 224ZM210 225V224H209ZM25 226V227H24ZM52 226H56V225H53L52 224ZM62 226V227H61ZM90 226H92V227H90ZM200 226V225H199ZM204 226H202V227H204ZM4 227V226H3ZM3 227H1V228H3ZM14 227L12 228H10V226H8V228H10V229H7L6 228V230H13V231H15L16 230V228L18 229V230H16L15 232H13L12 230V232L11 231H9V238H10V236L12 237L13 236V238H14V240L16 241V242H18V243H14L13 241V243H9L10 245L8 246V245H6L4 242H2L1 244L2 245H6L7 246V248L6 247H4L3 249H1L0 248V264H21V263H23V259H24V257L25 256H23L24 254H22L23 253V248H24V243L27 245V240L24 238L23 239V237H21V235H23L24 236V231H20L19 230V228L18 227H16L15 228V230H14ZM26 227H27V229H26ZM90 227V228H89ZM211 227H212V225H211ZM211 227H209L210 229H212ZM259 227H262L261 229H264V223L262 224V225H260ZM0 228V235L2 236V234H1V231H3V234H4V230L3 229H1ZM95 229V231L93 232L92 231V229ZM107 228V227H106ZM108 228H110V226L108 227ZM175 228V229H174ZM214 228V227H213ZM47 230H49L48 228H46ZM197 229V230H196ZM30 230V231H29ZM44 230V231H43ZM99 230V229H98ZM100 230H101V228H100ZM113 230V231H112ZM163 230V229H162ZM203 232H204V230L203 229H201ZM205 230H208V228L206 229L205 228ZM213 230V229H212ZM212 230L211 231H209L208 233H210V232H212ZM215 230H216V228H215ZM215 230H213V233H214V235L216 236V231ZM122 231V232H121ZM188 231V232H187ZM215 231V232H214ZM256 232V234H257V232L258 231H256V230H251V232H249L248 233V236H249V234L251 233V234H253V232ZM20 232H21V234H20ZM50 232V231H49ZM99 232V231H98ZM199 232V231H198ZM263 232H264V230H263ZM46 233H48V231H46ZM119 233V234H118ZM121 233V234H120ZM176 233H178V234H176ZM182 233V234H181ZM206 233V232H205ZM205 233H204V238H203V236H201L202 238V240L204 241V242H202V244H203V246H204V251H206L208 254L210 253V250L211 251H214L215 249V247H209L210 246V242L212 243V242H214V241H211L210 239V242H209V240H208V238H209V236H207V234H206V236H205ZM219 233V232H218ZM10 234H13V235H10ZM45 234V233H44ZM99 234L100 233H98V236H99ZM123 234H124V237H123ZM176 234V235H175ZM211 234V233H210ZM210 234H208V235H210ZM251 234H250V236H251ZM261 233H258L257 235H259V236H262V234L260 235ZM6 235H8L7 234V232H6ZM5 235V236H6ZM78 235H80V238H81V240H84V241H79L77 238H79L78 237ZM94 236V237H96L97 236V234H91V236ZM96 235V236H95ZM116 235V236H115ZM118 235H120V237H123V238H119V236ZM186 235V236H187ZM191 235H194V233H192ZM213 235V234H212ZM43 236V235H42ZM86 236H90V234L89 235H86ZM93 236L92 237H90L91 239L93 238ZM97 236V237H98ZM214 236V237H215ZM255 236V237H254ZM29 237V236H28ZM30 237V238H31ZM41 237V236H40ZM62 237V238H61ZM104 239H103V238ZM254 237V238H253ZM258 236H256L255 235V233H254V235H252V239L249 237V239H251L252 240V243H253V248H250L249 247V245H248V247L250 248V249H248V248H246L248 251H246L247 253L245 254V255H247V256H245V257H248L249 256V258H245L244 257V259L246 260V259H248V260H246L245 262L246 263H248V264H260L261 262H264L263 261V259H262V257L260 258V260L257 258L258 257V251H256L255 250V247H257L256 249L258 250V249H260L259 247H261V249H263L264 247V238L262 239V237H258ZM8 238V239H9ZM110 238V237H109ZM110 238V239H111ZM185 238V237H184ZM194 238V237H193ZM200 238V237H199ZM245 238V237H244ZM255 238L257 239L256 241H255ZM10 239H12V238H10ZM9 239V240H10ZM26 240L25 242L23 241V240ZM35 239V238H34ZM61 239H63V240H61ZM96 239V238H95ZM97 239L95 240V241H97ZM101 239H103V240H101ZM178 239V238H177ZM187 239V238H186ZM217 239H219V237H217L216 238V240ZM247 239V238H246ZM260 239V240H259ZM30 240V239H29ZM32 240V239H31ZM55 240H56V242H55ZM59 240V241H58ZM101 240V241H100ZM196 240H197V238H196ZM201 240V241H202ZM4 241H6V240H4ZM61 241V243H59ZM91 241V240H90ZM162 241V242H161ZM198 241H200V240H198ZM8 242V241H7ZM6 242V243H7ZM9 242H11V241H9ZM24 242V243H23ZM33 242H35V240H33L32 241V245L30 244V243H28V244H30V246L32 247V246H34L33 245ZM81 242V243H80ZM110 242H112V243H110ZM216 242V241H215ZM251 242V241H250ZM259 242V243H258ZM263 242V243H262ZM83 243V244H82ZM165 243H166V241H165ZM218 243V242H217ZM8 244V243H7ZM60 244V246L61 247H59V246H57V245H59ZM95 244H96V242H95ZM216 244V243H215ZM260 244H261V246H260ZM1 245V246H2ZM38 245V246H39ZM56 245V246H55ZM85 245V244H84ZM87 245V244H86ZM162 245H165V244H162ZM259 245V246H258ZM39 246V249H42V247H40ZM52 246V247H53ZM89 246V245H88ZM146 246V247H147ZM237 246V245H236ZM242 246H244L243 244H242ZM251 246V245H250ZM23 247V248H22ZM84 247V246H83ZM145 247V248H146ZM6 248V249H5ZM89 248V247H88ZM208 248H210L209 250H208ZM214 249V250H212V249ZM244 248V247H243ZM244 248V249H245ZM84 250H85V247L83 248ZM149 248H147V249H145V251H147ZM238 249V248H237ZM260 249V250H261ZM112 250H113V252H112ZM242 250V249H241ZM264 250V249H263ZM262 250V252H264ZM30 251V250H29ZM86 251H89L88 249L86 250ZM209 251V252H208ZM237 250H236V248H235V252H236ZM243 251H245V250H243ZM242 251V252H243ZM256 251V255L257 256H255L254 255V252ZM84 253H85V251H83ZM97 252H98V249H97ZM232 252H234V250L232 251ZM239 252V254L238 255H236L237 253ZM238 252L235 254V256H233V262L235 263H239V264H243V262H244V260H243V258H241L242 256H241V254H240V251L238 250ZM30 253H31V251H30ZM29 253V254H30ZM89 253H90V251H89ZM27 254V253H26ZM250 254V255H249ZM260 254H261V252H260ZM20 255V256H19ZM21 255H22V257H21ZM85 255V254H84ZM89 255V254H88ZM88 255L86 256L87 258V260H89V261H93L91 258H89L88 257ZM211 255V254H210ZM240 255V256H239ZM254 255V256H253ZM262 255V254H261ZM260 255V256H261ZM17 256V257H16ZM35 256V255H34ZM100 256V257H99ZM28 257V256H27ZM103 257V258H104ZM141 257V259L142 260H139V258ZM23 258V259H22ZM29 258V257H28ZM28 258H27V260H28ZM97 258L95 259V260H97ZM173 258V257H172ZM252 258V259H251ZM25 259H26V257H25ZM84 259V258H83ZM137 259H138V261H140V263L137 261ZM176 259V260H175ZM251 260V261H250ZM259 260V261H258ZM83 261H85V260H83ZM103 261V260H102ZM240 261V262H239ZM241 261H242V263H241ZM252 262V263H249V262ZM26 262V261H25ZM97 262V261H96ZM137 262V263H136ZM142 262V263H141ZM176 262H178V263H176ZM184 262H186V261H184ZM26 263H29V262H26ZM77 263V264H78ZM24 264V263H23ZM85 264V263H84ZM186 264V263H185ZM245 264V263H244ZM262 264H264V263H262Z\"/></svg>", "mask_w": 264, "mask_h": 264}]
</instances>
